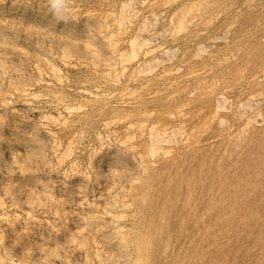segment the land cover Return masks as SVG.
I'll use <instances>...</instances> for the list:
<instances>
[{
    "label": "rangeland",
    "instance_id": "374dc122",
    "mask_svg": "<svg viewBox=\"0 0 264 264\" xmlns=\"http://www.w3.org/2000/svg\"><path fill=\"white\" fill-rule=\"evenodd\" d=\"M74 1V2H73ZM77 4L75 5V3ZM97 1V2H96ZM198 1V2H197ZM213 1V2H212ZM152 0L151 2H147L140 6V10L138 13V17L135 19L133 25L130 27L132 29H128L124 35H122L121 40V47L127 48V40L130 38V36H133L138 30L139 23L141 24L143 20L148 18L152 12H156L159 14V18L154 22L153 27L155 25L156 31H159L160 33L163 32L167 27H169L174 21L175 18H177V15H181L183 10L186 11L190 9L189 6H191L192 10H197L199 12V20L193 23H189L185 26V28L182 31L179 32V36H169L166 35L159 41H162L164 43L165 47H168L172 51L173 47V64L181 66L180 74L176 77L174 83L171 85L177 86L176 89L173 86H169L162 90V84L161 79L155 80L153 82H150L148 86L139 87V91L143 93L142 99L139 104L136 106L129 105L127 108H124V110H113L112 108H106V106H102V104L96 103L94 107H91L92 109H89V117H86L84 120L77 121L72 128L68 129H58L57 132L61 133L59 136L62 141L68 142L70 139L75 137V133L78 131L79 134L76 135V152L79 153H72V160L78 163L80 166V169L83 170V172L90 173L88 178H90V182L88 180L87 183H90L89 186L91 188H95L96 191L100 190L101 187V178L99 175L94 172V168L88 166L90 164V159L92 157L93 149H96L98 147V131L100 132L102 129V124L105 119H108L110 116L115 114H120V116L123 115H134V117H131L133 119H141L139 117H142L148 124H156L157 126L164 127L166 130L168 129V136L171 139V142L162 144V149H168L171 150L170 152L166 150L167 152L164 155H158L157 162L152 167L149 168L151 171H147V173L142 174L144 177L142 179V175H139L142 180L139 182H134L133 180H120V183L122 181V187L119 189L120 192H116L114 189H110L112 191H109L108 187L111 185V180L107 179L103 181V183H106V191L105 189L102 190L106 193H109L113 197H111L107 202V207L109 208L108 213L103 212V208L98 205L97 203H94L92 199L89 197L82 198L76 191L75 185L73 186V189L68 190L66 192H62L60 189L63 187V174L68 169V163H62L61 167L60 165H57V169L52 173V176L47 179V185L46 187L44 185L45 182L44 179H40V177L37 176V171L35 164H25L24 160L19 159L18 165L19 168L16 169V172L14 173L13 170L8 173V177H5V181H8V184L10 182L15 183L17 186L20 185V187L28 191V200L29 197L31 200H29V204L24 205L23 207L20 206V204L17 202V200H12L11 197L6 196L4 194H0V201L3 203V208H0V215L1 214H7L10 216L11 219L15 220L13 230L8 229L9 226L5 225L4 223L0 225L1 231H4V234L6 235V244H8V249L6 247V250L10 251L15 249V253H18L19 258L24 262H27V264H44L51 263V259L54 258V254L61 251L64 248H67L68 254L72 251L75 245L77 247H80V257L82 260L85 261V264H119L120 262L116 260H109V247L102 249L101 247L97 246V242L95 241V238H104V236L97 232L94 227H96L97 224H103L108 222L106 224H109L110 227L113 226L112 231H107L106 233H110L112 235H115V227L117 225L126 226L125 229L128 232V236L130 238L135 239L133 242V245L131 247H135L136 250L139 253V257L144 260H140L139 264H264V0ZM222 1V2H221ZM229 1V4H228ZM61 2V3H59ZM94 2V3H93ZM105 2H107L105 4ZM110 2V3H109ZM121 0H57V3L59 4H65L68 6L76 7L80 9L81 11L90 10V11H98L101 7V10H105L107 8H112L118 10ZM180 2V3H179ZM206 2V3H205ZM213 4H212V3ZM218 2V3H217ZM221 2V3H220ZM233 2V3H231ZM258 2L257 6L256 3ZM263 2V3H262ZM69 3V4H68ZM71 3V4H70ZM81 3V4H80ZM101 3H103L101 5ZM149 3V4H148ZM157 3V4H156ZM190 3V4H189ZM196 3V4H194ZM203 3V5H202ZM209 5H208V4ZM220 3V4H219ZM227 3V4H226ZM231 3V4H230ZM237 5H236V4ZM80 6H79V5ZM100 4V7H99ZM110 4V5H109ZM115 4V6H114ZM160 4V5H159ZM201 4V5H199ZM215 4V5H214ZM219 4V6H218ZM240 4V5H239ZM247 4V5H246ZM255 4V5H254ZM90 5V6H89ZM95 5V6H93ZM98 5V6H97ZM106 5V7H105ZM108 5V6H107ZM151 5V6H150ZM185 5V6H184ZM198 5V6H197ZM208 5V7H207ZM222 5V6H221ZM111 6V7H110ZM148 6V8H147ZM175 6V7H174ZM178 6V7H176ZM182 6V7H181ZM187 6V7H186ZM197 6V8H196ZM214 6V7H213ZM218 6V7H217ZM224 6V7H223ZM229 6V7H228ZM241 8H240V7ZM247 10L246 9V7ZM253 6V7H252ZM262 6V8H261ZM90 7L93 9H90ZM96 7V8H95ZM118 7V8H117ZM189 7V9H188ZM201 7V9H200ZM213 7V8H212ZM237 7V8H235ZM245 7V8H244ZM250 7V8H249ZM260 7V9H258ZM84 8V9H83ZM146 8V9H145ZM167 8V9H166ZM178 8V9H175ZM182 8V10L180 9ZM196 8V9H195ZM203 8H205L203 10ZM211 8V9H210ZM217 8V9H216ZM227 8V9H226ZM235 8V9H233ZM252 8V9H251ZM257 8V9H255ZM151 9V10H150ZM199 9V10H198ZM213 13L211 14L208 10ZM216 9V11H214ZM232 9V10H231ZM239 9V10H237ZM241 9V10H240ZM99 10V11H101ZM115 10V11H116ZM143 10V11H142ZM154 10V11H153ZM161 10V11H159ZM172 10V12H171ZM174 10V11H173ZM181 10V11H178ZM184 10V11H185ZM203 10V11H202ZM208 12H207V11ZM212 10V11H211ZM219 10V11H218ZM228 10V11H227ZM259 10V11H258ZM263 10V11H262ZM82 11V12H83ZM164 11V12H162ZM168 13H167V12ZM214 11V12H213ZM226 11V12H225ZM252 11V12H251ZM142 12V13H141ZM146 12V13H145ZM171 12V13H170ZM179 12V13H178ZM201 12V14H200ZM204 12V13H203ZM238 12V13H237ZM248 13V16L244 14ZM149 13V14H148ZM163 13V15H161ZM166 13V14H164ZM175 13V14H174ZM181 13V14H180ZM215 13V14H214ZM252 13V14H251ZM142 14V15H141ZM144 14V17H143ZM172 14V17L170 18V15ZM210 14V15H209ZM251 14V15H250ZM255 14V15H254ZM161 15V16H160ZM203 15V17H202ZM209 15V16H208ZM212 15V16H211ZM214 15H216V19L214 20ZM258 15V16H256ZM262 15V16H260ZM174 16V17H173ZM176 16V17H175ZM205 16V17H204ZM207 16V18H206ZM221 16V17H220ZM245 16V17H244ZM143 19H141V18ZM161 17H164L163 19ZM169 17V18H168ZM209 17V20H207ZM213 19H211V18ZM218 17V18H217ZM239 17V18H238ZM244 17V18H243ZM254 17V18H253ZM167 18V19H166ZM246 18L247 20L246 22ZM259 18V19H258ZM138 19V20H137ZM141 19V20H140ZM173 19V20H172ZM204 19V22H203ZM234 19V20H233ZM236 19V20H235ZM140 20V21H139ZM161 20V21H160ZM212 20V22H211ZM232 20V21H231ZM241 20V21H239ZM254 20V21H252ZM261 20V21H260ZM163 21V22H162ZM173 21V22H172ZM220 21V22H219ZM258 21V22H256ZM139 22V23H138ZM168 22V23H167ZM202 22V23H201ZM207 22V23H206ZM208 22H211L208 23ZM230 22L231 26L228 24ZM232 22V23H231ZM240 22V23H239ZM261 22V23H260ZM158 23V24H157ZM163 23V24H162ZM165 23V27L164 26ZM167 23V24H166ZM171 23V24H169ZM234 23V24H233ZM236 23V24H235ZM253 23V25H251ZM256 25H255V24ZM228 24V25H227ZM245 24V26H244ZM260 26H259V25ZM263 24V25H262ZM163 25V26H162ZM201 25V26H200ZM213 25V26H212ZM218 25V26H217ZM236 27H234V26ZM233 26V27H232ZM238 26V27H237ZM258 26V28H257ZM262 26V27H261ZM232 27V28H231ZM243 27V28H241ZM246 27V28H245ZM251 27V28H250ZM157 28H160L157 30ZM235 28V29H234ZM240 28V29H239ZM249 28V29H248ZM251 29V30H250ZM163 30V31H162ZM186 30V31H185ZM189 30V31H188ZM231 30V31H230ZM234 30V31H233ZM239 30V31H238ZM245 30V31H244ZM249 30V31H248ZM258 30V31H256ZM129 31V32H128ZM135 31V32H134ZM201 31V32H198ZM228 32V35L226 33ZM238 31V32H237ZM262 31V32H261ZM182 32V33H181ZM193 32V33H191ZM197 32V33H196ZM212 32V33H211ZM219 32V33H218ZM223 32V33H222ZM242 32V33H241ZM245 32H247L245 34ZM256 32V33H255ZM131 33V34H130ZM186 35H185V34ZM190 33V34H189ZM195 33V34H194ZM254 33V34H253ZM259 33V34H258ZM192 34V35H191ZM223 34V36H222ZM240 34V35H238ZM250 34V36H249ZM256 34H258L256 36ZM262 34V35H261ZM212 35V36H211ZM227 35V36H226ZM260 35V36H259ZM128 36V37H127ZM195 36V37H194ZM217 36V37H216ZM237 36V38L235 37ZM248 36V37H247ZM259 36V37H258ZM186 37V38H184ZM191 37V38H190ZM220 37V38H219ZM253 37V38H252ZM256 37V38H255ZM258 37V38H257ZM262 39H261V38ZM126 38V39H125ZM170 38V39H169ZM211 38V40H210ZM228 38V39H227ZM235 38V39H234ZM246 38V39H245ZM167 39V40H166ZM206 39V40H205ZM208 39V40H207ZM218 39V40H217ZM253 39V40H250ZM256 39V40H255ZM258 39V40H257ZM125 40V42H124ZM215 40V41H214ZM217 40V41H216ZM226 40V41H225ZM239 40V41H238ZM246 40V41H245ZM262 40V41H261ZM176 41V42H175ZM185 41V42H184ZM187 41V42H186ZM191 41V42H190ZM238 41V42H237ZM256 41V42H255ZM180 42V44H179ZM189 42V43H188ZM205 42V43H204ZM242 42V43H241ZM245 42V43H244ZM251 44H250V43ZM258 42V43H257ZM261 42V43H260ZM172 43V44H171ZM196 43H198L196 45ZM201 43V44H200ZM212 44L213 46L209 49L205 47V45ZM221 43V44H220ZM240 43V44H239ZM247 43V44H246ZM256 43V44H255ZM168 44V45H167ZM177 44V45H176ZM184 44V46H183ZM200 44V45H199ZM204 44V47L203 45ZM216 47L214 48V46ZM223 44V45H222ZM233 44V45H232ZM236 44V45H235ZM124 45V46H123ZM169 45H171L169 47ZM173 45V46H172ZM235 45V46H234ZM250 45V46H249ZM252 45V46H251ZM254 45V47H253ZM259 45V47H258ZM177 46V48H176ZM193 46V47H192ZM201 46V47H200ZM226 46V47H225ZM232 46V47H231ZM241 46V47H240ZM263 46V47H262ZM187 47V48H184ZM195 47V49H194ZM234 47V48H233ZM257 47V48H256ZM180 48V49H179ZM198 48V49H196ZM203 48V49H202ZM243 48V49H242ZM254 48V49H253ZM260 48V49H259ZM176 51H175V50ZM178 49V50H177ZM182 49V50H181ZM200 50V55L198 54V50ZM205 49V50H204ZM212 49L214 52H212ZM225 49V50H224ZM228 49V50H227ZM236 49L239 51H236ZM251 49V50H250ZM188 52H187V51ZM190 50V51H189ZM193 50V51H192ZM197 50V51H196ZM202 50L204 52H202ZM211 50V53H210ZM218 50V51H217ZM244 50V51H243ZM257 50V51H256ZM196 51V52H195ZM209 51V52H208ZM226 51V52H224ZM236 51V52H235ZM256 51V52H255ZM36 52V51H35ZM228 52V53H227ZM231 52V53H230ZM243 52V53H242ZM258 52V53H257ZM183 53V54H182ZM198 57H197V55ZM205 53V54H204ZM216 53V54H215ZM221 53V54H220ZM227 53V54H226ZM235 53V54H234ZM262 53V54H261ZM37 56L40 58L43 55L42 51L37 50L36 52ZM39 54V55H38ZM175 54V55H174ZM182 54V55H181ZM195 54V55H194ZM218 54V55H217ZM181 55V56H180ZM205 55V56H204ZM221 55V56H220ZM234 55V57H233ZM250 55V56H249ZM176 56V57H175ZM196 56V57H195ZM204 56V57H203ZM210 56V58H209ZM212 56V58H211ZM229 56V57H228ZM238 56V57H237ZM240 56V57H239ZM244 56V57H242ZM246 56V57H245ZM248 56V57H247ZM193 57V58H192ZM195 57V58H194ZM207 57V58H206ZM215 59H214V58ZM227 57V58H226ZM232 57V58H231ZM179 58V59H178ZM234 58V59H233ZM237 58V59H236ZM239 58V59H238ZM245 58V60H243ZM254 58V59H253ZM263 58V59H262ZM188 59V60H186ZM207 60V62L205 60ZM230 61H229V60ZM248 59V60H247ZM252 59V60H251ZM180 60V61H179ZM196 60V61H195ZM204 60V63H203ZM234 60V61H233ZM185 61V62H184ZM192 61V62H191ZM225 63H224V62ZM237 61V62H236ZM246 61V62H245ZM52 62H54L57 65H61V72L64 74V82L62 84H54L53 82H50V87L48 85L45 86V83L38 84L37 86H33L34 91L39 92L41 94V97L37 98V100L33 103V107H37L36 109L42 112H54L53 109H55V105L47 102L45 99L46 93H51V90L61 92L62 95L67 96L70 98L73 102H79L83 101L84 97L80 95L79 88H81L84 85L88 84H106L104 80L99 76L92 68L86 65L77 64L75 65H62L57 58H53ZM184 62V63H183ZM202 62V63H201ZM210 62V63H209ZM223 62V63H219ZM239 62V63H238ZM245 62V63H244ZM260 62V63H259ZM178 63V64H177ZM193 63V64H192ZM195 63V64H194ZM238 63V65H237ZM247 63V64H246ZM18 64V65H17ZM29 66H28V65ZM32 65V69L31 65ZM198 64V65H197ZM204 64V65H203ZM206 64V65H205ZM219 64V65H218ZM233 64V65H232ZM246 64V65H245ZM254 64V65H253ZM16 65L17 68V76L20 71H26V75L24 76V80L21 76L22 72H20L19 77L20 80H22L23 84L29 83V77L31 79L36 76L38 73L35 68V64L32 63H23V62H17L14 63V67ZM21 65V66H20ZM81 65V66H79ZM188 67H187V66ZM195 65V66H194ZM203 65V66H201ZM210 65V66H209ZM223 65V66H222ZM234 65H236L234 67ZM199 66V67H198ZM208 66V67H207ZM212 66V67H211ZM231 66V67H230ZM246 66V67H245ZM20 67V68H19ZM23 67V68H22ZM25 67V68H24ZM27 67V68H26ZM85 67V68H84ZM89 67V68H88ZM187 67V68H186ZM194 67V68H193ZM202 67V68H201ZM229 67V68H228ZM239 67V69H238ZM31 68V69H29ZM68 68V69H67ZM80 68V70H79ZM183 68V69H182ZM189 68V69H188ZM193 68V69H192ZM214 68V69H213ZM217 68V69H216ZM222 68V70L218 69ZM234 68V69H233ZM242 68H245L244 70ZM27 69V70H26ZM64 69V70H63ZM188 69V70H187ZM206 71L204 74L202 73H192L193 70H200ZM209 69V70H208ZM216 69V70H215ZM224 69V70H223ZM233 69V70H232ZM242 69V71H241ZM247 69V70H246ZM87 70V71H86ZM186 70V71H185ZM213 70V71H212ZM220 70V72H219ZM240 74L238 75L236 73ZM263 70V71H261ZM32 72V73H29ZM69 71V72H68ZM85 71V72H84ZM93 71V72H92ZM191 71V72H190ZM201 71V70H200ZM222 71V72H221ZM230 71V72H229ZM259 71V72H258ZM263 73H261V72ZM89 72V73H88ZM215 72V73H213ZM28 73V77H27ZM66 73L68 75H66ZM71 73V74H70ZM189 73V74H188ZM209 73V74H208ZM231 73V75H230ZM236 73L232 76V74ZM31 76H30V75ZM91 74V75H89ZM95 74V75H94ZM215 74V75H214ZM220 74V75H218ZM227 74V75H226ZM256 74V75H255ZM39 75V74H38ZM197 75V77H196ZM204 75V76H202ZM238 75V76H237ZM243 75V77H242ZM84 76V77H83ZM88 76V77H87ZM208 76V77H207ZM221 76V77H220ZM251 76V77H249ZM254 76V77H253ZM38 77V76H37ZM68 77V78H67ZM180 77V78H179ZM212 77V78H210ZM217 77V78H216ZM220 77V78H219ZM228 77V78H227ZM239 77V78H238ZM241 77V78H240ZM262 77V78H261ZM26 78V79H25ZM36 78V77H35ZM48 81L50 79L46 76ZM95 78V79H94ZM179 78V79H178ZM199 78V79H198ZM215 80H214V79ZM232 78V79H230ZM236 78V80H235ZM249 78V79H248ZM260 78V79H259ZM12 79L11 85H13L14 89L17 91L21 86H23L22 82L18 84L16 77ZM90 79V80H89ZM100 79V80H99ZM189 79V80H188ZM194 79L196 82H194ZM202 79V81H201ZM239 79V80H238ZM254 79V80H253ZM25 80H28L27 83H25ZM95 80V81H93ZM185 80V81H184ZM192 80V81H191ZM210 80V81H209ZM217 80V82H216ZM257 80V81H256ZM15 81V82H14ZM157 81V82H156ZM180 81V82H179ZM188 81V83H186ZM214 81L217 83H214ZM244 81V83H243ZM182 82V83H181ZM194 84L192 85V83ZM200 82V83H198ZM207 82V83H206ZM219 82V83H218ZM234 82V85H232ZM253 82V83H252ZM17 83V84H16ZM154 83V84H153ZM158 85H155L157 84ZM177 83V84H176ZM180 83V84H179ZM204 83V84H203ZM207 86H206V84ZM214 83V84H212ZM22 84V85H21ZM83 84V85H82ZM176 84V85H175ZM184 84L186 86L183 87ZM258 84V85H256ZM260 84V85H259ZM7 85V86H6ZM10 84H4L0 85V108H3L0 111V114L4 113L3 115H0V121L1 118H4V121L6 124L11 122L13 119H20L23 118L20 113H15L13 116L11 113L12 108H20L24 107V102L19 98L17 101L11 102V99L13 97V91L14 89H11L12 86ZM16 85V86H15ZM21 85V86H19ZM28 85V84H27ZM26 85V86H27ZM43 85V86H42ZM56 85V86H55ZM156 87H155V86ZM181 85V86H180ZM206 89H204V87ZM247 85V86H246ZM6 86V87H5ZM52 86V88H51ZM61 86V87H60ZM73 86V87H72ZM180 86V88H179ZM194 86V87H193ZM197 86V87H196ZM211 86V87H210ZM229 86V87H228ZM233 86V87H232ZM11 87V88H10ZM41 87V88H40ZM49 87V88H48ZM71 87V89H70ZM146 87V88H145ZM154 87V88H153ZM175 90H173V88ZM184 89H183V88ZM188 87V88H187ZM200 87V89H198ZM213 87V88H212ZM8 88V89H7ZM10 88V89H9ZM54 88V89H53ZM58 88V89H57ZM141 88V89H140ZM154 90H153V89ZM161 88V89H160ZM172 88V89H171ZM223 88V89H222ZM234 90H233V89ZM252 88V89H251ZM9 91V93L6 91ZM41 89V90H40ZM48 89V90H47ZM152 89V90H151ZM160 89V90H159ZM171 89V90H170ZM182 91H181V90ZM191 89V90H189ZM195 89V90H194ZM197 89V90H196ZM203 89V90H202ZM212 89V90H211ZM243 89V90H241ZM261 89V90H260ZM12 90V92H11ZM40 90V91H39ZM50 90V91H49ZM77 90V91H76ZM169 90V91H168ZM180 90V91H179ZM189 90V91H188ZM219 90V91H218ZM8 93L6 96L5 93ZM76 93H75V92ZM146 91V92H145ZM149 91V92H148ZM160 91V92H159ZM172 91V92H171ZM192 91V92H191ZM196 93H195V92ZM198 91V92H197ZM200 91H202L200 93ZM225 91V92H224ZM244 91V92H243ZM4 92V93H3ZM11 92V93H10ZM42 92V93H41ZM45 92V93H44ZM78 92V93H77ZM157 92V93H156ZM176 94H175V93ZM181 92V93H180ZM188 92V93H187ZM212 92V93H210ZM225 94V100L224 98L219 97L222 93ZM251 92V93H250ZM260 92V93H257ZM149 93V94H148ZM151 93V94H150ZM168 93V94H167ZM175 95H174V94ZM190 93V94H189ZM192 93V94H191ZM204 93V94H203ZM219 93V94H218ZM228 93V95H227ZM256 93V94H255ZM12 96H11V95ZM157 94V95H156ZM171 98H170V95ZM173 94V95H172ZM218 94V95H217ZM233 94V95H232ZM248 94V95H246ZM260 94V95H259ZM149 95V96H148ZM166 95V96H165ZM169 95V96H168ZM178 95V96H177ZM189 95V97H188ZM197 95H200L199 97ZM232 95V96H231ZM246 95V96H244ZM252 95V96H251ZM10 96V97H9ZM162 96V97H160ZM174 96V97H173ZM177 96V97H176ZM196 96V97H195ZM260 96V97H259ZM4 97V98H3ZM6 97V98H5ZM8 97V98H7ZM152 100H150L149 98ZM156 97V98H155ZM159 99H158V98ZM167 97V99L165 98ZM192 97V98H191ZM218 97V98H217ZM254 97V98H253ZM262 97V98H261ZM10 98V102L7 100ZM44 98V99H43ZM145 98V99H144ZM162 98V101H160ZM175 98V99H174ZM180 98V99H177ZM185 98V99H182ZM190 98V99H189ZM194 98V100H193ZM216 98L218 101H216ZM220 98V99H219ZM231 98V99H230ZM243 100H240V99ZM4 99V102H2ZM16 99V98H15ZM148 99V100H147ZM157 99V100H156ZM164 99V102H163ZM172 99V101H171ZM193 101H192V100ZM197 99V100H195ZM202 99V100H201ZM230 101H229V100ZM248 99V100H245ZM261 99V100H259ZM6 100V101H5ZM44 100V101H43ZM176 100V102H173ZM181 100V101H180ZM188 100V101H186ZM191 100V102H190ZM222 102V105L221 102ZM232 100V101H231ZM252 100V102H251ZM257 100V101H256ZM146 101V102H145ZM150 101V103H149ZM155 101V102H154ZM157 101V102H156ZM170 101V102H167ZM186 105H183L184 103ZM200 101V102H199ZM225 101V102H224ZM237 101V102H236ZM248 101V103H247ZM250 101V102H249ZM255 101V102H254ZM8 102V103H7ZM17 102V103H16ZM160 102V103H159ZM193 102V103H192ZM220 102V103H218ZM229 102V103H228ZM240 102V103H239ZM244 104H243V103ZM20 103V104H19ZM156 103V104H155ZM167 103L168 106H167ZM177 103V104H176ZM183 103V104H182ZM197 103V104H196ZM215 103V104H214ZM219 106H216L217 104ZM253 103V104H252ZM256 103V104H255ZM5 104V105H4ZM152 104V105H150ZM165 104V107H164ZM174 104V105H173ZM181 104V105H180ZM226 104V105H225ZM243 104V105H241ZM13 105V106H12ZM17 105V106H16ZM54 107H52V106ZM142 105V106H141ZM144 105V106H143ZM147 105V106H145ZM161 105V107H160ZM172 105V106H171ZM209 105V106H208ZM212 105V106H210ZM224 105V106H223ZM239 109H237L238 107ZM240 105V106H239ZM5 106V107H4ZM12 106V108H11ZM40 108H39V107ZM42 106V108H41ZM46 106V107H45ZM48 106V107H47ZM101 106V107H100ZM149 106V107H148ZM155 106V107H154ZM157 106V107H156ZM174 106V107H173ZM181 106V107H180ZM183 106V107H182ZM195 106V107H194ZM227 106V107H226ZM229 106V108H228ZM246 107L247 110H245ZM255 106V107H254ZM257 106V108H256ZM44 107V108H43ZM98 107V108H97ZM129 112V109H131ZM140 107V108H139ZM148 107V108H147ZM180 108L183 111V114L181 112V116L178 115L176 117L173 112L177 108ZM191 107V108H190ZM194 107V108H192ZM211 107V108H210ZM213 107V108H212ZM219 107V108H216ZM6 108V109H5ZM11 108V109H10ZM49 108V109H48ZM96 108V109H95ZM163 108V109H161ZM166 108V109H165ZM168 108V109H167ZM174 108V109H173ZM198 108V109H197ZM223 108V109H221ZM253 115H252V110ZM10 109V110H9ZM46 109V110H45ZM51 109V110H50ZM127 109V110H126ZM136 109V110H135ZM138 109V110H137ZM142 109V111H141ZM152 109V110H151ZM156 109V110H155ZM159 109V110H158ZM172 109V111H171ZM196 109V110H195ZM263 109V110H262ZM109 110V111H108ZM149 111V113L147 111ZM168 110V111H167ZM192 110V111H191ZM200 113H196V111ZM221 110V111H220ZM239 110V111H238ZM243 110V111H242ZM245 110V111H244ZM255 110V112H254ZM91 111V112H90ZM102 111V112H101ZM113 111V112H112ZM133 111V112H132ZM152 111V112H150ZM155 113H154V112ZM163 111V112H161ZM194 111V112H193ZM244 113L242 115V112ZM248 111L250 113H248ZM262 113H260V112ZM10 112V113H9ZM110 112V113H109ZM120 112V113H119ZM123 114H122V113ZM138 112V113H137ZM146 112V113H143ZM161 112V113H159ZM240 112V114H239ZM246 112V113H245ZM162 113H164L162 115ZM167 113V114H166ZM172 115L170 116V114ZM185 113V114H184ZM188 113V114H187ZM193 113V115H192ZM204 113V114H203ZM239 115H238V114ZM255 113V115H254ZM259 113V115H258ZM10 114V115H9ZM102 114V115H101ZM107 114H111L110 116ZM132 114V115H131ZM139 114V115H137ZM141 114V115H140ZM153 114V115H152ZM169 114V115H168ZM209 114V115H208ZM218 114H220L218 116ZM8 115V116H7ZM16 115V116H15ZM105 115V116H104ZM174 115V117H173ZM185 115V116H184ZM192 115V116H191ZM196 115V116H195ZM204 115L203 118H201ZM206 115V116H205ZM208 115V116H207ZM213 115V116H212ZM224 115V117H222ZM236 115V116H235ZM250 117H248V116ZM261 115V116H260ZM20 116V117H18ZM96 116V117H95ZM150 116V117H147ZM157 118H156V117ZM160 116V117H159ZM188 116L191 117L188 119ZM200 116V117H199ZM240 116V117H239ZM254 116V117H253ZM14 117V118H13ZM147 117V118H146ZM155 117V118H154ZM167 117V118H164ZM169 117V118H168ZM217 117V118H216ZM248 117V118H247ZM252 117V118H251ZM89 118V120H88ZM99 118V119H98ZM159 118V119H158ZM173 118V119H172ZM187 118V119H186ZM199 118V119H198ZM204 118L206 120H204ZM209 120H208V119ZM213 118V119H211ZM219 118V120H218ZM234 118V119H233ZM247 118V119H246ZM250 118L252 119L250 121ZM262 120H259V119ZM103 119V120H102ZM157 119V120H156ZM161 119V120H160ZM169 119V120H168ZM201 119V120H200ZM236 119V120H235ZM240 119V120H238ZM92 120V121H90ZM151 120V121H150ZM156 120V121H152ZM166 120V121H165ZM180 120V122H179ZM187 120V122L185 121ZM194 120V121H193ZM198 120L200 122H198ZM224 120V121H222ZM227 122H226V121ZM245 120V121H244ZM8 121V122H7ZM150 123H149V122ZM160 121V122H159ZM169 121V122H167ZM175 121V122H174ZM206 121V124H205ZM220 121V122H219ZM233 121V122H232ZM33 122V121H32ZM35 122V121H34ZM97 122V124H96ZM158 122V123H157ZM166 124H163L165 123ZM184 124H183V123ZM210 122V123H209ZM229 122V123H228ZM249 122V123H248ZM88 123V124H87ZM191 123V124H190ZM197 123V124H196ZM204 123V124H203ZM209 123V124H207ZM222 123V124H220ZM236 123V124H235ZM244 123V124H243ZM251 123V124H250ZM257 123V124H256ZM87 124V125H86ZM170 124V125H169ZM174 124V126L172 125ZM187 124V125H185ZM199 124V125H198ZM228 124V125H227ZM231 124V125H230ZM235 124V125H232ZM240 124V125H239ZM243 124V125H242ZM260 124V125H258ZM83 125V126H82ZM90 125V126H89ZM95 125V126H94ZM164 125V126H163ZM167 127H166V126ZM186 127H185V126ZM191 125V126H190ZM205 125V126H204ZM258 125V126H257ZM79 126V128H77ZM98 126V127H97ZM119 132L123 133V127L120 126ZM180 126V130L179 129ZM184 126V127H183ZM196 128H194V127ZM199 126V129L197 127ZM204 128H203V127ZM214 126V127H213ZM262 126V127H261ZM75 127V128H74ZM81 127V129H80ZM84 127V128H83ZM96 127V128H95ZM101 127V128H99ZM122 127V128H121ZM173 130H177L175 132L177 135L174 136L171 133H173ZM175 129H174V128ZM189 127V128H188ZM201 127V128H200ZM211 127V129H209ZM238 127V128H237ZM99 128V129H98ZM177 128V129H176ZM185 128V129H184ZM195 130H193V129ZM207 128V129H205ZM231 128V129H230ZM248 128V129H247ZM252 128V129H250ZM254 128V129H253ZM258 128V129H257ZM71 129V130H70ZM80 129V131H79ZM87 129V130H85ZM121 129V130H120ZM171 129V130H169ZM184 129L185 131H183ZM188 129L189 131H187ZM234 129V130H233ZM60 130V131H59ZM63 130V131H62ZM182 130V133H181ZM192 130V132H191ZM223 130V131H222ZM243 130V131H241ZM246 133H245V131ZM255 130V131H254ZM66 131V132H65ZM70 131V132H69ZM86 131V132H85ZM89 131V133H88ZM91 131V132H90ZM123 131V132H122ZM180 131V132H179ZM74 132V133H73ZM77 132V133H78ZM96 135H95V133ZM179 132V133H178ZM185 132V133H184ZM199 132V133H198ZM228 132V133H227ZM238 132V133H237ZM256 132V133H255ZM71 133V134H70ZM86 133V134H85ZM93 133V134H92ZM189 133V134H188ZM193 133V134H191ZM201 133V134H200ZM231 133V134H229ZM241 133V134H240ZM70 134V136H69ZM90 134V135H89ZM180 134V135H179ZM186 134V135H185ZM188 134V135H187ZM193 136H191V135ZM225 134V135H224ZM249 134V135H248ZM89 135V136H88ZM93 135V136H92ZM166 135V137H168ZM171 135V136H170ZM186 137H185V136ZM197 138H196V136ZM199 135V136H198ZM229 135V136H228ZM231 135V136H230ZM235 135V136H234ZM238 135V136H237ZM254 135V136H252ZM173 136V137H172ZM189 138H188V137ZM195 136V137H194ZM201 136V137H200ZM215 136V137H214ZM234 136V137H232ZM260 136V137H259ZM68 137V138H67ZM83 137V138H82ZM88 137V138H86ZM213 137V138H212ZM226 137V138H225ZM239 137V138H238ZM242 137V139H241ZM248 137V138H247ZM174 138V139H173ZM178 138V139H177ZM183 138V139H182ZM188 138L187 140H185ZM236 138V139H235ZM244 138V139H243ZM81 139V140H80ZM90 139V140H89ZM96 139V140H95ZM191 139V140H190ZM199 139V140H198ZM235 139V140H232ZM257 139V141H256ZM263 139V140H262ZM68 140V141H67ZM80 140V141H79ZM94 140V141H93ZM178 140V141H176ZM208 140V141H207ZM214 140V141H212ZM225 140V141H223ZM238 140V141H236ZM83 141V142H82ZM87 141V142H86ZM176 141V142H175ZM184 141V142H183ZM189 141V143H188ZM196 141V142H194ZM212 141V142H211ZM218 141V142H217ZM227 141V142H226ZM261 141V142H260ZM86 142V143H85ZM200 142V143H199ZM210 145H208L207 144ZM220 142V143H219ZM226 142V143H225ZM260 142V143H259ZM64 143V144H66ZM85 143V144H84ZM97 143V144H96ZM182 143H184L182 145ZM191 143V144H190ZM193 143V144H192ZM223 143V144H222ZM230 143V144H229ZM244 143V144H243ZM173 144V145H172ZM202 144V145H201ZM255 144V145H254ZM259 144V145H258ZM81 145V146H80ZM91 145V146H88ZM93 145H95L93 147ZM167 145V146H166ZM178 147H177V146ZM181 145V146H180ZM219 145V146H218ZM169 146L172 147V149H169ZM180 146V149H179ZM189 146V147H188ZM197 146V148H196ZM203 146V147H202ZM206 146V147H205ZM213 146V147H212ZM216 146V147H215ZM245 146V147H244ZM252 146V147H250ZM14 147V146H13ZM92 147V148H91ZM167 147V148H166ZM174 147V149H173ZM186 147V148H185ZM188 147V148H187ZM209 147V148H208ZM212 147V148H211ZM222 147V148H221ZM233 147V148H232ZM250 147V148H249ZM254 147V148H253ZM257 147V148H256ZM259 147V148H258ZM63 148V146H62ZM80 148V149H79ZM84 148V149H83ZM182 148V149H181ZM194 148V151L192 150ZM224 148V149H223ZM230 148V149H229ZM92 149V150H91ZM179 149V150H178ZM221 149V150H220ZM81 150V151H80ZM183 150V151H182ZM200 150V153H199ZM208 150V151H207ZM247 150V151H246ZM259 150V151H258ZM214 151V152H213ZM221 151V152H219ZM249 151V152H248ZM251 151V152H250ZM11 152L14 154L16 153L15 148L11 147ZM179 152V153H178ZM188 152V153H187ZM231 152V153H230ZM85 153V154H84ZM182 153V154H181ZM206 153V154H205ZM208 153V154H207ZM251 153V154H250ZM49 154V153H48ZM46 155V157L52 162V164L56 163L58 159V155ZM74 154V155H73ZM79 154V155H78ZM182 156H181V155ZM183 154H185L183 156ZM244 154V155H243ZM258 154V156H257ZM262 154V155H261ZM76 155V156H75ZM78 155V158H77ZM166 155V156H165ZM187 155V156H186ZM230 155V156H229ZM236 157H235V156ZM247 155V156H245ZM251 155V156H250ZM260 155V157H259ZM74 156V158H73ZM163 156L165 160L163 159ZM177 156V159H176ZM195 156V157H194ZM199 156V157H198ZM218 156V157H217ZM256 156V157H255ZM82 159H81V158ZM90 157V158H89ZM162 159H161V158ZM167 157H169L167 159ZM188 157V158H187ZM205 157V158H204ZM216 157V158H215ZM235 157V158H234ZM243 157V158H242ZM250 157V158H249ZM54 158H56L54 160ZM85 158V159H84ZM192 158V159H191ZM206 158H209L206 160ZM218 158V159H217ZM234 158V159H233ZM258 158V159H257ZM263 158V159H262ZM76 159V160H75ZM175 159V160H174ZM180 159V160H178ZM183 159V160H182ZM205 159V161H204ZM228 159V160H227ZM243 161H242V160ZM251 159V160H250ZM262 159V160H261ZM83 160V161H81ZM87 160V161H86ZM164 160V161H163ZM201 160V161H200ZM236 160V161H235ZM248 160V161H247ZM22 161V162H21ZM85 161V162H84ZM178 161V162H177ZM194 161V162H193ZM204 161V162H203ZM216 161V162H215ZM223 161V162H222ZM253 161V164H252ZM82 162V163H80ZM164 162V163H163ZM177 162V163H176ZM185 162V163H184ZM188 162V163H187ZM199 162V163H198ZM87 163V164H86ZM163 163V165H162ZM166 163V165H165ZM168 163V165H167ZM191 163V164H190ZM204 163V164H203ZM209 163V164H208ZM226 163V164H225ZM158 164V166H156ZM182 164V165H181ZM199 164V166L197 165ZM215 164V165H214ZM242 164V165H241ZM25 165V166H23ZM29 165V166H27ZM31 165V166H30ZM33 165V166H32ZM161 165V167H160ZM194 165V166H193ZM214 165V166H213ZM220 165V166H219ZM223 165V166H222ZM249 165V166H248ZM258 165V166H256ZM23 166V168H22ZM35 166V168H34ZM86 166V167H85ZM170 166V167H169ZM175 166V167H174ZM177 166V167H176ZM180 166V167H179ZM189 166V167H187ZM190 166L193 168H190ZM213 166V167H212ZM216 166V168H215ZM242 166V167H241ZM254 166V167H253ZM260 166V167H259ZM27 167V168H26ZM168 167V168H167ZM198 167V168H197ZM211 167L213 169H211ZM237 167V168H236ZM246 167V168H245ZM253 167V168H252ZM32 168V169H31ZM63 168V169H62ZM92 168V169H91ZM166 168V169H165ZM170 168V169H169ZM173 168V169H172ZM188 170H187V169ZM227 168V169H226ZM29 169V170H28ZM85 169V170H84ZM157 169V171H155ZM161 169V170H160ZM175 169V170H174ZM186 169V170H185ZM206 169V170H205ZM219 169V170H218ZM34 170V171H33ZM62 173H61V171ZM65 170V172H63ZM160 170V171H159ZM165 170V172H164ZM193 170V171H192ZM231 170V171H230ZM236 170V171H235ZM19 171V172H18ZM24 171V172H23ZM30 171V172H29ZM174 171V172H172ZM176 171V172H175ZM181 171V172H179ZM190 171V172H189ZM192 171V172H191ZM203 171V173H202ZM243 171V172H242ZM13 172V173H12ZM26 172V173H25ZM36 172V173H35ZM153 172H155L153 174ZM157 172V173H156ZM198 172V173H197ZM200 172V173H199ZM211 172V173H210ZM215 174H214V173ZM220 172V173H219ZM230 172V174H229ZM234 172V173H233ZM247 172V173H246ZM29 173V174H28ZM150 173V174H149ZM162 173V174H161ZM167 173V174H166ZM188 173V174H186ZM192 175H191V174ZM233 173V174H231ZM249 173V174H248ZM254 173H256L254 175ZM17 174V175H16ZM21 174V175H20ZM23 174H26V177L22 176ZM28 174V175H27ZM59 174V175H58ZM172 174V175H170ZM184 174V175H183ZM196 174V175H195ZM201 174V175H200ZM205 174V176H204ZM214 174V175H213ZM219 174V175H218ZM14 175V176H13ZM30 175V176H29ZM58 175V176H57ZM148 175V176H147ZM152 175V176H151ZM160 175V176H158ZM164 175V176H163ZM200 175V176H199ZM251 175V176H250ZM10 176V177H9ZM17 176V177H16ZM20 176V177H19ZM56 176V177H55ZM151 176L152 178H147ZM157 176V177H156ZM175 176V177H174ZM202 176V177H201ZM236 176V177H234ZM254 176V177H253ZM24 177V178H23ZM92 177V178H91ZM95 177V178H93ZM169 177V178H168ZM183 179H182V178ZM194 177L196 179H194ZM200 177V178H199ZM221 177V178H220ZM230 177V178H229ZM14 180H12V179ZM16 178V179H15ZM20 178V179H18ZM38 178V179H37ZM54 178V179H52ZM145 178V180H144ZM161 178V179H160ZM163 178V179H162ZM165 178V180H164ZM177 180H176V179ZM186 178V179H185ZM199 178V179H198ZM206 178V179H205ZM220 178V179H219ZM223 178V179H222ZM250 178V179H249ZM263 178V179H262ZM10 179V180H9ZM25 181H24V180ZM52 179V180H51ZM56 179V180H55ZM100 182H99V180ZM149 179V181H148ZM156 179V180H155ZM169 179V180H168ZM216 179V180H215ZM219 179V180H218ZM229 179V181H228ZM234 179V180H233ZM245 179V180H244ZM255 179V180H254ZM59 180V181H58ZM148 182H147V181ZM173 180V181H171ZM208 180V181H207ZM212 180V182H211ZM242 180V181H241ZM248 180V183H247ZM17 181V182H16ZM20 181V182H19ZM33 181V182H32ZM37 181V182H36ZM41 181V182H39ZM110 181V182H109ZM151 181V182H150ZM158 181V182H157ZM220 181V182H219ZM222 181V182H221ZM232 181V182H231ZM257 181V182H256ZM23 182V183H22ZM29 182V183H28ZM49 182V183H48ZM143 182V183H142ZM146 182V183H145ZM176 182V183H175ZM188 182V183H187ZM216 184H215V183ZM236 182V183H235ZM126 183V184H125ZM134 183V184H132ZM137 183V184H136ZM147 185L145 186L144 185ZM153 183H155V187ZM162 183V185H161ZM163 183L165 185H163ZM197 183V185H196ZM209 183V184H208ZM212 183V184H211ZM229 183V184H227ZM263 183V184H262ZM157 184V185H156ZM200 184V185H199ZM233 184V185H232ZM237 184V185H236ZM244 184V186H242ZM38 185V186H36ZM52 185V186H51ZM57 185V186H55ZM131 185V186H130ZM169 185V186H168ZM172 185V187H171ZM219 185V186H218ZM228 185V186H227ZM240 187H239V186ZM23 186V187H22ZM125 186V187H124ZM143 186V187H141ZM152 186V187H151ZM159 186V187H157ZM190 186V187H189ZM205 186V187H204ZM226 186V187H225ZM235 186V187H234ZM9 187V186H8ZM37 187V188H33ZM50 187V188H49ZM52 187V189H51ZM54 187V188H53ZM136 187V188H134ZM148 187V188H146ZM150 187V188H149ZM177 187V188H176ZM225 187V189H224ZM234 187V189H233ZM10 188V187H9ZM32 188L34 190H32ZM40 188V189H38ZM152 188V189H151ZM155 188V189H154ZM168 188V189H167ZM184 188V189H183ZM191 188V189H190ZM251 188V190H250ZM262 188V189H261ZM46 189V190H45ZM127 189V190H126ZM144 191H143V190ZM150 189V190H149ZM158 189V190H157ZM175 189V190H174ZM196 189V190H194ZM199 189V190H198ZM208 189V190H206ZM228 189V192L226 191ZM12 189H10L11 191ZM114 190V191H113ZM118 190V191H119ZM128 190H131L130 192ZM139 190V191H138ZM148 192V194H144V202L143 198L140 199L139 193L141 191ZM154 191V193L152 192ZM161 190V191H160ZM163 190V192H162ZM205 190V191H204ZM216 190V191H214ZM234 190V191H232ZM241 190V191H240ZM33 191V192H32ZM40 191V192H39ZM45 191V192H44ZM57 191V192H56ZM59 191V192H58ZM158 191V192H157ZM183 191V193H182ZM225 193H224V192ZM262 191V192H261ZM43 192V193H42ZM124 192V193H123ZM126 192V195H125ZM135 192V193H134ZM150 192V193H149ZM174 192V194H173ZM233 192V193H232ZM238 192V193H237ZM243 192V193H242ZM33 195H32V194ZM38 193V194H37ZM59 193V194H58ZM157 193V194H156ZM160 193V194H159ZM212 193V194H211ZM219 193V194H217ZM247 193V194H245ZM249 193V194H248ZM254 193V194H253ZM40 194V195H39ZM73 196L77 201L74 208H68L69 205L66 203V198L68 195ZM73 194V195H72ZM78 194V195H77ZM117 194V196H116ZM121 194V195H120ZM133 194V195H132ZM164 194V195H163ZM168 194V195H167ZM170 194V196H169ZM202 194V195H201ZM214 194V195H213ZM234 194V195H233ZM242 194V195H241ZM35 195V196H34ZM54 195V196H53ZM123 195H125L123 197ZM159 195V197H158ZM210 195V196H209ZM217 195V197H216ZM219 195V196H218ZM236 195V196H235ZM239 195V196H238ZM259 197H257V196ZM34 196V197H33ZM40 196V197H39ZM120 196V197H119ZM133 196V197H132ZM136 196V197H135ZM140 196V197H139ZM154 196V197H151ZM157 196V197H156ZM183 196V197H182ZM223 196V197H222ZM233 196V197H232ZM52 197V198H51ZM138 197V198H137ZM167 197V198H166ZM177 197V198H176ZM196 199H195V198ZM221 197V198H220ZM229 197V198H228ZM252 197V198H251ZM46 198V199H45ZM49 198V201H48ZM119 198V200H118ZM121 198H125L129 200V203L131 206L124 207L123 208V202L124 199L121 200ZM134 198V200H133ZM137 198V201H136ZM146 198V200H145ZM148 198V199H147ZM155 198V199H154ZM159 198V199H158ZM164 198V199H163ZM209 198V199H208ZM239 198V200H238ZM247 198V199H246ZM249 198V199H248ZM2 199V200H1ZM4 199V200H3ZM7 199V200H6ZM36 199V201L34 200ZM37 199H40L37 200ZM52 199V200H51ZM160 202H158L157 200ZM179 199V200H178ZM193 199V201H192ZM226 199V200H225ZM244 199V200H243ZM263 199V200H262ZM44 200V201H43ZM112 200V201H110ZM121 200V201H120ZM141 200V201H140ZM154 200V201H153ZM171 200V201H170ZM206 200V201H205ZM213 200V201H212ZM233 200V201H232ZM235 200V201H234ZM247 200V201H246ZM256 200V201H255ZM259 200V201H258ZM58 201V202H57ZM86 201V202H85ZM133 201V202H132ZM150 201V202H149ZM152 201V202H151ZM167 201V202H166ZM169 201V202H168ZM173 201V202H172ZM183 201V202H182ZM204 201V202H203ZM221 201V202H220ZM230 201V202H229ZM244 201V202H243ZM6 204H5V203ZM12 202V203H11ZM57 202V203H56ZM61 202V203H60ZM82 205H81V203ZM110 202V203H109ZM113 202V204H112ZM116 202V203H115ZM191 202V203H190ZM216 202V203H215ZM222 202L224 204H222ZM226 202V203H225ZM242 202V203H241ZM250 202H254L251 204ZM262 202V203H261ZM19 205H18V204ZM35 203V204H34ZM38 205H37V204ZM42 203V204H41ZM51 206H49V204ZM55 203V204H54ZM88 203L92 205L88 206ZM136 203V204H134ZM150 203V204H149ZM180 203V204H179ZM211 203V204H210ZM237 203V204H236ZM249 203V204H248ZM14 204V205H13ZM30 204H33L30 206ZM58 204V205H57ZM67 204V205H66ZM85 206H84V205ZM87 204V205H86ZM109 204V205H108ZM114 206H112V205ZM119 204V205H118ZM138 204V205H137ZM140 204V205H139ZM142 204V205H141ZM151 205V206H148ZM153 204V205H152ZM159 206H157V205ZM168 204V205H167ZM233 204V205H231ZM236 204V205H235ZM256 204V206H255ZM258 204V205H257ZM262 204V205H261ZM7 205V206H6ZM11 205V206H10ZM57 205V206H56ZM163 205V207H162ZM172 205V206H171ZM179 205V206H178ZM220 205V206H219ZM229 205V206H228ZM238 205V206H237ZM242 205V206H241ZM245 205V206H244ZM250 205V206H249ZM261 205V206H260ZM20 206V207H19ZM53 206V207H52ZM66 206V207H64ZM80 206V207H79ZM95 206V207H94ZM110 206V207H109ZM117 206V207H116ZM119 206V207H118ZM143 208H142V207ZM145 206V207H144ZM166 206V208H165ZM194 206V207H193ZM226 206V207H225ZM5 207V208H4ZM17 207V208H16ZM29 207V208H28ZM32 207V208H31ZM42 207V208H41ZM62 207V208H61ZM76 207V208H75ZM87 207V208H86ZM97 207V208H96ZM100 207V208H99ZM122 207V208H121ZM141 207V208H140ZM149 207V208H148ZM162 207V208H161ZM190 207V208H189ZM240 207V208H239ZM245 207V208H244ZM251 207V209H250ZM255 207V208H254ZM22 208V209H20ZM39 208V209H38ZM49 208V210H48ZM55 208V209H54ZM118 208V209H117ZM121 208V209H120ZM130 208V209H129ZM146 208V209H145ZM161 208V209H160ZM170 208V209H169ZM173 208V210H172ZM201 208V209H200ZM206 208V209H205ZM223 208V209H222ZM237 208V209H236ZM247 208V210H246ZM25 209V210H24ZM29 209V210H28ZM34 209V211H33ZM52 209V210H51ZM76 209V210H75ZM102 209V210H101ZM152 209V210H151ZM156 209V210H155ZM160 209V210H159ZM169 209V210H166ZM218 209V211H217ZM240 209V210H239ZM250 209V210H249ZM255 209V210H254ZM14 210V211H13ZM24 210V211H23ZM42 210V211H41ZM55 210L57 213L55 214ZM89 210V211H88ZM96 210V211H94ZM117 210V211H116ZM125 213H124V211ZM145 210V211H144ZM148 210V211H147ZM151 210V211H150ZM200 210V211H199ZM221 210V211H220ZM229 210V211H228ZM232 210V211H231ZM237 210V211H236ZM244 210V211H243ZM254 210V211H253ZM263 210V211H262ZM4 211V212H3ZM13 211V212H12ZM17 211V212H16ZM30 213H29V212ZM32 211V212H31ZM38 211V212H37ZM54 211V212H53ZM63 211V212H62ZM66 211V212H65ZM102 211V212H101ZM113 211V212H112ZM123 211V212H122ZM131 211V212H130ZM165 211V212H164ZM187 211V212H186ZM198 211V212H197ZM223 211V212H222ZM241 211V212H240ZM260 211V212H259ZM6 212V213H5ZM15 212V213H14ZM27 212V213H26ZM44 212V213H43ZM46 212V213H45ZM82 212V213H81ZM110 212V213H109ZM116 212V213H115ZM118 212V213H117ZM122 212V213H121ZM127 212V213H126ZM134 212V213H133ZM140 212V213H139ZM162 212H164L162 214ZM168 212V213H167ZM172 212V213H171ZM174 212V213H173ZM177 212H180L179 214ZM202 212V213H201ZM222 212V215H221ZM236 212V213H235ZM243 212V213H242ZM248 212V213H246ZM10 213V214H9ZM19 213V214H18ZM48 213V214H47ZM52 213V215H51ZM76 213V214H74ZM84 213V214H83ZM86 213V214H85ZM115 213V214H114ZM145 213V214H144ZM149 213V214H148ZM152 213V214H151ZM251 213L253 215H251ZM13 214V215H12ZM20 216H18V215ZM36 214V216H35ZM43 214V215H42ZM61 214V215H60ZM103 214V215H102ZM113 214V215H112ZM117 214V215H116ZM122 214V216H121ZM135 214V215H134ZM162 214V215H161ZM172 214V215H171ZM202 214V215H201ZM215 214V216H214ZM225 214V215H224ZM247 214V215H246ZM257 214V215H256ZM16 215V216H15ZM24 215V216H23ZM42 217H41V216ZM56 215V216H55ZM60 215V217H59ZM93 215H99L98 219H92V222H90L89 216ZM108 215V216H107ZM112 215V216H109ZM116 215V216H115ZM147 217H146V216ZM149 215V216H148ZM159 215V216H158ZM241 215V216H239ZM245 215V216H244ZM256 215L255 217H253ZM259 215V216H258ZM29 216V217H27ZM32 216V217H31ZM38 216V217H37ZM65 216V217H64ZM81 216V217H80ZM84 218H83V217ZM107 216V217H106ZM115 216V217H114ZM129 216V217H128ZM156 216V217H155ZM161 216V217H160ZM164 216V218L162 217ZM174 216V217H173ZM177 216V217H176ZM183 216V217H182ZM186 216V217H185ZM198 216V217H196ZM213 216V217H212ZM219 216V217H218ZM225 216V217H224ZM233 216V217H232ZM237 218H235V217ZM251 218H250V217ZM22 217V218H21ZM24 217V218H23ZM36 217V218H35ZM53 217V218H52ZM63 217V218H62ZM71 217V218H70ZM110 219H109V218ZM113 217V218H112ZM121 219H118V218ZM139 219H138V218ZM159 217V218H157ZM180 217V218H179ZM195 217V218H194ZM28 218V219H27ZM34 218V219H33ZM40 218V219H39ZM45 218V219H44ZM115 218V219H114ZM155 218V219H154ZM157 218V219H156ZM162 220H161V219ZM170 218V219H167ZM173 218V219H172ZM184 220H183V219ZM235 218V219H234ZM245 218V219H244ZM261 218V219H260ZM18 219V220H17ZM20 219V220H19ZM25 219V220H24ZM39 219V220H38ZM80 219V220H79ZM118 221H117V220ZM142 219V220H141ZM149 219V220H148ZM154 219V220H153ZM175 219V220H174ZM177 219V220H176ZM193 219V220H192ZM200 219V220H199ZM203 219V220H202ZM227 219V220H226ZM232 219V221H231ZM243 219V220H242ZM255 219V221H254ZM44 220V221H43ZM48 220V221H47ZM108 220V221H107ZM116 220V222H114ZM139 222H138V221ZM153 220V222H152ZM170 220V221H169ZM174 220V221H173ZM229 220V221H228ZM237 220V221H236ZM257 220V221H256ZM260 220V221H259ZM19 221V222H18ZM28 221V222H27ZM68 221V222H67ZM97 221V222H96ZM132 221V222H131ZM142 221V222H141ZM150 221V222H149ZM157 221V222H156ZM166 221V222H165ZM183 221V222H182ZM190 221V222H189ZM193 221V222H192ZM217 221V222H216ZM219 221V222H218ZM26 222V223H25ZM60 222V223H59ZM62 222V223H61ZM64 222V223H63ZM72 222V223H71ZM74 222V223H73ZM90 222V223H89ZM124 222V223H123ZM149 222V224H148ZM169 222V223H168ZM203 222V223H202ZM205 222V223H204ZM214 222V223H213ZM238 222V223H237ZM259 222V223H258ZM17 223V224H16ZM25 223V224H24ZM35 223V224H34ZM38 223V224H37ZM41 223V224H40ZM47 223V224H46ZM57 223V224H56ZM59 223V224H58ZM94 223V225H93ZM119 223V224H118ZM122 223V224H121ZM141 223V224H140ZM144 223V224H143ZM159 223V224H158ZM161 223V224H160ZM168 223V224H167ZM207 223V224H206ZM228 223V224H227ZM259 225H258V224ZM16 224V226H15ZM54 224V225H53ZM63 224V225H62ZM130 224V225H129ZM147 226H146V225ZM154 224V225H152ZM158 224V225H157ZM170 224V225H169ZM172 224V225H171ZM180 224V225H178ZM189 224V225H188ZM192 226H191V225ZM230 224V225H229ZM18 225V226H17ZM22 225V226H21ZM67 225V226H66ZM135 225V226H134ZM145 225V226H144ZM157 225V226H156ZM167 225V226H166ZM204 225V226H203ZM226 225V226H225ZM241 225V226H240ZM244 225V226H243ZM246 225V226H245ZM34 226V228H33ZM62 226V227H61ZM76 226V227H75ZM82 226V227H81ZM86 226V227H85ZM132 226V227H130ZM143 226V227H142ZM152 226V227H151ZM165 228H163V227ZM203 226V227H202ZM207 226V227H206ZM221 226H223L221 228ZM251 226V227H250ZM253 226V227H252ZM258 226V227H257ZM262 226V227H261ZM29 227V228H28ZM37 227V228H36ZM42 227V228H41ZM44 227V228H43ZM48 227V228H47ZM88 227H92V232H88ZM161 227V229H160ZM170 227V228H169ZM174 227V228H173ZM181 229H179V228ZM188 227V228H187ZM213 227V229H212ZM240 227V228H239ZM250 227V228H249ZM6 228V229H5ZM15 228V229H14ZM51 228V229H50ZM55 228V229H54ZM63 228V230H62ZM69 228V229H68ZM85 228V229H84ZM156 228V230H155ZM159 228V229H158ZM178 228V229H177ZM192 228V229H191ZM239 228V230H238ZM257 228V229H256ZM259 228V229H258ZM25 229V230H24ZM35 229V230H34ZM58 229V230H56ZM60 229V230H59ZM142 229V230H141ZM145 229V231H144ZM169 229V230H167ZM190 229V231H189ZM209 229V230H207ZM227 229V230H226ZM230 229V230H229ZM262 229V230H261ZM19 230V231H18ZM24 230V231H23ZM50 230V232H49ZM76 230V232H74ZM84 230V231H83ZM140 230V231H139ZM152 230V231H151ZM165 230V231H164ZM233 230V231H232ZM238 230V231H237ZM11 231V232H9ZM18 231V232H17ZM62 231V232H61ZM69 231V232H68ZM80 231V232H79ZM150 231V232H149ZM174 231V233H173ZM179 231V232H178ZM183 231V232H182ZM185 231V232H184ZM193 231V232H192ZM197 231V232H196ZM205 231V232H202ZM240 231V232H239ZM252 231V232H251ZM7 234H6V233ZM22 232V234H21ZM49 232V233H48ZM143 232V233H142ZM159 232V233H158ZM168 232V233H167ZM170 232V233H169ZM189 232V233H188ZM224 232V233H223ZM243 232V233H241ZM249 232V234H248ZM263 232V233H262ZM13 233V234H12ZM16 233V234H15ZM18 233V234H17ZM46 233V234H45ZM51 233V234H50ZM54 233V234H53ZM68 233V234H67ZM71 233V234H69ZM81 233V234H80ZM87 233V234H85ZM90 233V234H89ZM132 233V234H131ZM137 233V235H136ZM177 233V234H175ZM187 233V234H186ZM203 233V234H202ZM205 233V234H204ZM240 233V234H239ZM253 233V234H252ZM259 233V234H257ZM261 233V234H260ZM10 236H9V235ZM29 234V235H28ZM39 234V235H38ZM74 234V235H73ZM99 234V235H98ZM134 234V235H133ZM139 234V236H138ZM153 234V235H151ZM170 236H169V235ZM191 236H190V235ZM218 234V235H217ZM221 234V235H220ZM233 234V235H232ZM247 234V235H246ZM251 234V235H250ZM256 234V235H255ZM8 235V236H7ZM32 235V236H31ZM64 235V236H63ZM85 237H83V236ZM93 235V236H92ZM151 235V236H150ZM178 235V237L176 236ZM210 235V236H209ZM231 235V236H230ZM15 238H14V237ZM44 236V237H43ZM49 236V237H48ZM90 236V238H88ZM132 236V237H131ZM144 236V237H143ZM157 236V237H156ZM165 236V237H164ZM200 236V238H199ZM250 236V237H249ZM257 236V237H256ZM9 237V238H8ZM11 237V238H10ZM25 237V238H23ZM69 237V238H68ZM77 237V238H75ZM80 237V239H79ZM93 237V238H92ZM116 238H118L115 235ZM147 237V238H146ZM188 239H187V238ZM191 237V238H190ZM213 237V238H212ZM222 237V238H221ZM228 237V238H227ZM240 239H239V238ZM28 238V239H27ZM53 240H52V239ZM58 238V239H57ZM64 240H63V239ZM66 238V239H65ZM68 238V239H67ZM88 238V239H86ZM153 238V240H152ZM172 240L170 241L169 240ZM185 238V239H184ZM194 238V239H193ZM203 238V239H202ZM44 239V241H43ZM72 239V240H71ZM92 239V240H91ZM140 239V240H139ZM178 239V240H177ZM197 239V240H196ZM259 239V240H258ZM261 239V240H260ZM24 240V241H23ZM66 240V241H65ZM78 240V241H77ZM79 240L81 242H79ZM84 240V241H83ZM88 242H87V241ZM138 240V241H137ZM180 240V241H179ZM184 240V241H183ZM233 240V241H232ZM243 240V241H242ZM245 240V241H244ZM253 240V241H251ZM18 241V242H16ZM28 241V242H27ZM48 244H47V242ZM66 243H65V242ZM73 241H75L72 243ZM143 241V242H142ZM150 244H149V242ZM155 241V242H152ZM157 241V242H156ZM199 241V242H198ZM225 241V242H224ZM232 241V242H231ZM247 241V242H246ZM14 242V243H11ZM20 242V243H19ZM25 242V243H24ZM62 242V243H61ZM140 242V243H139ZM164 242V243H162ZM179 242V243H178ZM185 242V243H184ZM196 242V244H194ZM207 242V243H206ZM224 242V243H223ZM241 242V243H240ZM10 243V244H9ZM24 243V244H23ZM29 243V244H28ZM32 243V244H31ZM34 243V244H33ZM38 243V244H37ZM54 243V244H53ZM59 243V245H58ZM61 243V244H60ZM65 243V244H64ZM68 243V244H67ZM77 243V244H75ZM79 243V244H78ZM95 243V244H94ZM137 243V244H136ZM155 243V244H154ZM184 243V244H183ZM191 243V244H190ZM193 243V244H192ZM220 243V244H219ZM236 243V244H235ZM254 243V244H253ZM258 243V244H257ZM26 244V245H25ZM37 244V247H36ZM50 244V245H49ZM75 244V245H74ZM81 244V245H80ZM90 244V246H88ZM170 244V246H169ZM190 244V245H189ZM236 247H235V245ZM244 244V245H243ZM256 244V245H255ZM261 244V245H260ZM13 245H15L13 247ZM19 245V246H18ZM24 245V246H23ZM64 245V246H63ZM68 245V247H67ZM87 245V246H86ZM99 245V242H98ZM173 245V246H172ZM177 247H176V246ZM184 245V246H183ZM195 245V246H194ZM207 245V246H206ZM232 245V246H231ZM238 245V246H237ZM243 245V246H242ZM248 247H246V246ZM251 245V246H250ZM32 246V247H30ZM59 246V247H58ZM72 247V249L70 247ZM97 246V247H96ZM140 246V248H139ZM148 246V247H147ZM180 246V247H179ZM186 246V247H185ZM190 248H188V247ZM216 246V247H215ZM228 246V247H227ZM262 246V247H261ZM41 247V248H40ZM51 247V249H49ZM57 247V248H56ZM64 247V248H62ZM85 247V248H84ZM88 247V248H87ZM146 249H145V248ZM171 247V249H170ZM214 247V248H213ZM226 247V249H225ZM232 247V248H231ZM13 248V249H12ZM28 248V249H27ZM100 248V249H99ZM150 248V249H149ZM180 248V249H179ZM187 248V249H186ZM197 248V249H196ZM244 248V249H243ZM256 250H255V249ZM20 249V250H19ZM23 249V250H22ZM49 249V250H48ZM58 249V251H57ZM84 249V250H83ZM86 249V250H85ZM92 249V250H91ZM140 249V250H139ZM158 249V250H157ZM178 249V250H177ZM198 251H196V250ZM214 249V250H213ZM260 249V250H259ZM19 250V251H18ZM27 250V251H26ZM53 251H56L54 254H52ZM94 250V251H93ZM131 250V248H130ZM133 250V249H132ZM136 250H133V252ZM142 250V251H141ZM144 250V251H143ZM171 250V251H170ZM189 250V251H188ZM233 250V251H232ZM251 250V251H250ZM36 252L35 257L33 256L32 252ZM38 251V252H37ZM85 251V252H84ZM107 251V252H106ZM146 251V252H145ZM154 251V252H153ZM188 251V252H187ZM196 251V252H195ZM237 251V252H236ZM242 253H241V252ZM245 251V252H244ZM262 251V252H261ZM23 252V253H22ZM44 252V253H43ZM87 252V253H86ZM90 252V254H88ZM194 252V253H193ZM198 252V253H197ZM29 253V254H27ZM84 253V254H83ZM85 253L87 255H85ZM105 253V254H103ZM116 252L114 251V254ZM142 253V254H141ZM145 253V254H144ZM149 253V254H148ZM167 253V254H166ZM182 253V254H181ZM187 253V254H186ZM193 253V254H192ZM197 253V254H196ZM246 253V254H245ZM262 253V256L261 254ZM95 254V255H94ZM144 254V255H143ZM155 254V255H153ZM166 254V255H165ZM175 254V255H174ZM238 254V255H237ZM248 254V256H247ZM255 256H254V255ZM258 254V255H257ZM25 255V257H24ZM29 255V256H28ZM51 255L53 257H51ZM83 255V256H82ZM89 255V257H88ZM91 255V256H90ZM102 255V256H98ZM107 255V256H106ZM117 255V254H116ZM186 255V256H185ZM196 257H194V256ZM222 255V256H221ZM233 255V256H232ZM251 255V257H250ZM39 256V258H38ZM50 256V257H47ZM95 256V257H94ZM97 256V257H96ZM114 256V255H113ZM168 256V257H167ZM184 258L182 259L181 258ZM193 256V257H189ZM214 256V257H213ZM217 256V257H216ZM259 256V258H258ZM31 257V258H30ZM115 257V256H114ZM143 257V258H142ZM165 257V258H164ZM233 259L231 260L230 259ZM242 257V258H241ZM29 260H27V259ZM85 258V259H84ZM87 258V259H86ZM91 259V260H88ZM93 258V261H92ZM100 262L98 263V259ZM107 258V259H106ZM152 258V260H150ZM43 259V260H42ZM47 259V260H46ZM154 259V260H153ZM206 259V260H205ZM37 260V261H36ZM45 260V261H44ZM97 260V261H96ZM102 260V261H101ZM106 260V261H105ZM148 260V261H147ZM161 260V261H160ZM179 260V261H178ZM189 260V261H188ZM192 260V261H191ZM199 260H201L199 262ZM242 260V261H241ZM250 260V261H249ZM255 260V261H254ZM257 260V261H256ZM259 260V261H258ZM32 261V262H31ZM43 261V263H42ZM114 263H111V262ZM158 261V262H157ZM198 261V262H197ZM232 261V262H231ZM239 261V262H238ZM244 261V262H243ZM248 261V262H247ZM29 262V263H28ZM92 262V263H91ZM103 262V263H102ZM145 262V263H144ZM186 262V263H185ZM243 262V263H242ZM0 264H5L3 261L0 260ZM121 264V263H120Z\"/></svg>",
    "mask_w": 264,
    "mask_h": 264
},
{
    "label": "bare ground",
    "instance_id": "6f19581e",
    "mask_svg": "<svg viewBox=\"0 0 264 264\" xmlns=\"http://www.w3.org/2000/svg\"><path fill=\"white\" fill-rule=\"evenodd\" d=\"M70 1V0H69ZM72 1V0H71ZM87 1V0H86ZM95 1V0H94ZM112 1V0H111ZM196 1V0H195ZM202 1V0H201ZM205 1V0H204ZM216 1V0H215ZM214 1V2H215ZM231 1V0H230ZM237 1V0H236ZM261 1V0H260ZM74 2V1H73ZM76 2V1H75ZM97 2V1H96ZM147 2H151L152 0H121L120 5L118 10L113 9L112 8H107L105 10H101L100 4L99 7L101 11H90V10H85V11H81L80 9L76 7H70L68 5L65 4H59L57 3V0H0V85H4V84H10L12 82V79L15 80L14 78L16 77V79H19V77L21 75L23 80H24V76L26 75V71H20L18 73V78L17 76H15V74H17V68L16 65L14 67V63L17 62H23V63H32L35 64V68L37 74L36 76H34L32 79L31 77H29V83H27L28 80H25V83L27 84H23L22 80H17L18 84H20L22 82L23 86H21L20 88H16L18 89L17 91L13 88L14 84L11 85L12 88L15 91H13V97L11 99V102L13 101H17V99L19 98V100L21 99L24 102V107H20L19 109L17 108H12L11 113L12 116L15 113H20V115L23 118H18V119H13L11 122H9L8 124L5 123L4 118H1L0 121V194H4L6 196H9L12 198V200H17V202L20 204L21 207H23L24 205L29 204V200H28V191L26 189L23 190L20 185L17 186L15 183L10 182L8 184V181H5V177L8 175L9 172H11V170H13V172H16V169L19 168L18 162L19 159L24 160V162H26L25 164H35L36 165V170L37 171V176L40 177V179H44L43 182L44 185L46 187H48L47 185V179L49 177L52 176V173H54V171L57 169V165H60L62 163H68V169L63 171L65 172L63 174V182L64 185L63 187L60 189L62 192H66L68 190L73 189V186L75 185L76 187V191L82 198H91L92 201L94 203H97L98 205H100L103 208V212L108 213V207H107V202L108 200L111 198L108 195H110L109 193H106V195H104V192L102 190L105 189L106 191V183H103V181L110 179L111 180V185L108 187L109 191H112L110 189H114L116 190V192H120V188L122 187V181L120 183V180H133L134 182H139L140 180L143 179V175L145 172L147 173V171L149 170L150 167H152L151 165L154 166V164L157 162V157L159 154V156L164 155L168 150V149H162V144L164 145V143L167 144V142H173L171 141L172 138H170L167 134L168 129L166 130V128L157 126L156 124H151L153 122H149L150 124H148L142 117L145 115H143L142 117H139L141 119L139 120H135L131 117H134V115H132L130 117V115H123L120 116V114H113L112 116L105 119L102 124V129H100L101 131H98V135L97 136V141H98V147H96V149H93V153L91 154V161L90 164L88 166L93 167L94 168V172H96L99 177L101 178V187L100 190L96 191L95 188H91V186H89L90 183H87L88 180L90 182V178H88L89 174L86 172H83V170L80 169V166L78 165L77 162H75L74 160H72V153L77 149L76 146V135L79 134V132L75 133V137H73L72 139L69 138L70 140L64 144L62 143L60 138V134L58 131V129H68V128H72V126L80 120H85L84 118L89 117V109H92L91 107H94L96 103L98 104H102V106H106V108H112L114 111H116V113L118 112V110H124V108H127V106L132 105V106H136L137 104L140 103L143 93H141L139 91V87L143 86H148V84L150 82H153L155 80H163L162 84H160L162 86V90L169 87L172 83H174L176 77L180 74L179 72H183L181 69V66L179 65H175L173 64V47H172V51L170 48L165 47L164 43H162V41H159L160 39H162L164 36L169 35V36H175L178 35L180 31L187 29L185 28V26L189 23H193L196 22V20H199V12H197V10H192L191 6L190 9L188 7L189 10H183V12L185 13H180L181 15H177V18H175L171 23L169 27H167L163 32H159L156 31V29L153 27L154 22H156V20L159 18V14L156 12H152L151 15L145 20H143L141 17V19L143 20V22L140 24L139 22V26L137 28V32L133 35L130 36V38L127 40V48L121 47L120 46V42L121 40L124 38H122V35H124V33H126V31L133 25L135 19L138 17V13L140 10V6H142L143 4L147 3ZM193 2V0H192ZM198 2V1H197ZM213 2V1H212ZM211 2V3H212ZM222 2V1H221ZM220 2V3H221ZM94 3V2H93ZM107 2H105L106 4ZM110 3V2H109ZM180 3V2H179ZM206 3V2H205ZM218 3V2H217ZM219 3V4H220ZM233 3V2H231ZM230 3V4H231ZM263 3V2H262ZM69 4V3H68ZM71 4V3H70ZM77 4V2L75 3V5ZM81 4V3H80ZM103 3H101L102 5ZM149 4V3H148ZM157 4V3H156ZM190 4V3H189ZM196 4V3H194ZM208 4V3H207ZM210 4V3H209ZM208 4V5H209ZM213 4V3H212ZM218 4V6H219ZM227 4V3H226ZM229 4V1H228ZM236 4V3H235ZM258 2L256 3L257 6ZM79 5V4H78ZM110 5V4H109ZM160 5V4H159ZM201 5V4H199ZM203 5V3H202ZM207 5V7H208ZM215 5V4H214ZM237 5V4H236ZM240 5V4H239ZM247 5V4H246ZM255 5V4H254ZM80 6V5H79ZM90 6V5H89ZM95 6V5H93ZM98 6V5H97ZM108 6V5H107ZM115 6V4H114ZM151 6V5H150ZM185 6V5H184ZM198 6V5H197ZM196 6V8H197ZM217 6V7H218ZM222 6V5H221ZM106 7V5H105ZM111 7V6H110ZM175 7V6H174ZM178 7V6H176ZM182 7V6H181ZM187 7V6H186ZM214 7V6H213ZM212 7V8H213ZM224 7V6H223ZM229 7V6H228ZM240 7V6H239ZM246 7V6H245ZM244 7V8H245ZM253 7V6H252ZM96 8V7H95ZM148 8V6H147ZM195 8V9H196ZM237 8V7H235ZM233 8V9H235ZM241 8V7H240ZM250 8V7H249ZM262 8V6H261ZM264 8V7H263ZM84 9V8H83ZM90 9H92L90 7ZM94 9V7H93ZM92 9V10H93ZM146 9V8H145ZM167 9V8H166ZM178 9V8H175ZM182 10V8H180ZM201 9V7H200ZM205 8H203L204 10ZM211 9V8H210ZM217 9V8H216ZM216 9L214 11H216ZM227 9V8H226ZM247 9V7H246ZM252 9V8H251ZM257 9V8H255ZM260 9V7L258 8ZM116 10V11H115ZM151 10V9H150ZM178 10V11H181ZM199 10V9H198ZM202 10V11H203ZM208 10V9H207ZM206 10V11H207ZM232 10V9H231ZM239 10V9H237ZM241 10V9H240ZM248 10V9H247ZM143 11V10H142ZM154 11V10H153ZM161 11V10H159ZM174 11V10H173ZM209 11V10H208ZM207 11V12H208ZM212 11V10H211ZM213 11V12H214ZM219 11V10H218ZM228 11V10H227ZM249 11V10H248ZM259 11V10H258ZM263 11V10H262ZM164 12V11H162ZM167 12V11H166ZM172 12V10H171ZM170 12V13H171ZM210 12V11H209ZM226 12V11H225ZM252 12V11H251ZM142 13V12H141ZM146 13V12H145ZM168 13V12H167ZM179 13V12H178ZM204 13V12H203ZM211 13V12H210ZM238 13V12H237ZM249 13V12H248ZM248 13L244 14L248 16ZM149 14V13H148ZM166 14V13H164ZM175 14V13H174ZM201 14V12H200ZM213 14V13H211ZM215 14V13H214ZM252 14V13H251ZM250 14V15H251ZM142 15V14H141ZM161 15H163V13H161ZM160 15V16H161ZM210 15V14H209ZM208 15V16H209ZM255 15V14H254ZM165 16V15H163ZM175 16V17H176ZM212 16V15H211ZM216 15H214V20L216 19L215 17ZM258 16V15H256ZM262 16V15H260ZM144 17V14H143ZM172 17V14L170 15V18ZM174 17V16H173ZM203 17V15H202ZM205 17V16H204ZM221 17V16H220ZM245 17V16H244ZM243 17V18H244ZM162 19L164 17H161ZM169 18V17H168ZM207 18V16H206ZM211 18V17H210ZM218 18V17H217ZM239 18V17H238ZM254 18V17H253ZM140 19V20H141ZM167 19V18H166ZM212 19V18H211ZM259 19V18H258ZM138 20V19H137ZM139 20V21H140ZM197 20V21H198ZM209 20V17L208 19ZM213 20V19H212ZM211 20V22H212ZM234 20V19H233ZM236 20V19H235ZM247 20H249L248 18H246V22ZM158 21V20H157ZM161 21V20H160ZM210 21V20H209ZM232 21V20H231ZM241 21V20H239ZM254 21V20H252ZM261 21V20H260ZM163 22V21H162ZM204 22V19H203ZM211 22H208L211 24ZM220 22V21H219ZM255 22V21H254ZM258 22V21H256ZM168 23V22H167ZM166 23V24H167ZM202 23V22H201ZM207 23V22H206ZM232 23V22H231ZM240 23V22H239ZM261 23V22H260ZM158 24V23H157ZM163 24V23H162ZM230 26V22L228 23ZM227 24V25H228ZM234 24V23H233ZM236 24V23H235ZM255 24V23H254ZM253 25V23L251 24ZM256 25V24H255ZM259 25V24H258ZM263 25V24H262ZM163 26V25H162ZM201 26V25H200ZM213 26V25H212ZM218 26V25H217ZM234 26V25H233ZM232 26V27H233ZM245 26V24H244ZM260 26V25H259ZM188 27V25H187ZM231 27V28H232ZM236 27V26H234ZM238 27V26H237ZM262 27V26H261ZM243 28V27H241ZM246 28V27H245ZM251 28V27H250ZM258 28V26H257ZM132 29V28H130ZM129 29V30H130ZM160 28H157V30ZM235 29V28H234ZM240 29V28H239ZM249 29V28H248ZM251 30V29H250ZM186 31V30H185ZM189 31V30H188ZM231 31V30H230ZM234 31V30H233ZM239 31V30H238ZM237 31V32H238ZM245 31V30H244ZM249 31V30H248ZM258 31V30H256ZM129 32V31H128ZM135 32V31H134ZM201 32V31H198ZM262 32V31H261ZM182 33V32H181ZM193 33V32H191ZM197 33V32H196ZM212 33V32H211ZM219 33V32H218ZM223 33V32H222ZM227 35L228 32L226 31ZM242 33V32H241ZM247 32H245L246 34ZM256 33V32H255ZM131 34V33H130ZM185 34V33H184ZM190 34V33H189ZM195 34V33H194ZM254 34V33H253ZM259 34V33H258ZM256 34V36L258 35ZM186 35V34H185ZM192 35V34H191ZM226 35V36H227ZM240 35V34H238ZM262 35V34H261ZM179 36V35H178ZM212 36V35H211ZM223 36V34H222ZM241 36V35H240ZM250 36V34H249ZM260 36V35H259ZM258 36V37H259ZM128 37V36H127ZM195 37V36H194ZM217 37V36H216ZM237 38V36H235ZM248 37V36H247ZM257 37V38H258ZM176 38V36H175ZM186 38V37H184ZM191 38V37H190ZM220 38V37H219ZM253 38V37H252ZM256 38V37H255ZM261 38V37H260ZM126 39V38H125ZM170 39V38H169ZM228 39V38H227ZM235 39V38H234ZM246 39V38H245ZM262 39V38H261ZM167 40V39H166ZM206 40V39H205ZM208 40V39H207ZM211 40V38H210ZM218 40V39H217ZM216 40V41H217ZM253 40V39H250ZM256 40V39H255ZM258 40V39H257ZM215 41V40H214ZM226 41V40H225ZM239 41V40H238ZM237 41V42H238ZM246 41V40H245ZM262 41V40H261ZM125 42V40H124ZM176 42V41H175ZM185 42V41H184ZM187 42V41H186ZM191 42V41H190ZM256 42V41H255ZM189 43V42H188ZM205 43V42H204ZM242 43V42H241ZM245 43V42H244ZM250 43V42H249ZM258 43V42H257ZM261 43V42H260ZM172 44V43H171ZM180 44V42H179ZM198 43H196L197 45ZM201 44V43H200ZM199 44V45H200ZM207 44V43H206ZM221 44V43H220ZM240 44V43H239ZM247 44V43H246ZM251 44V43H250ZM256 44V43H255ZM168 45V44H167ZM177 45V44H176ZM204 47V44H202ZM215 45V44H214ZM217 45V44H216ZM216 45L214 46V48L216 47ZM223 45V44H222ZM233 45V44H232ZM236 45V44H235ZM234 45V46H235ZM264 45V44H263ZM124 46V45H123ZM171 45H169L170 47ZM173 46V45H172ZM184 46V44H183ZM213 45H205V47L207 49L211 48ZM250 46V45H249ZM252 46V45H251ZM193 47V46H192ZM201 47V46H200ZM226 47V46H225ZM232 47V46H231ZM241 47V46H240ZM254 47V45H253ZM259 47V45H258ZM263 47V46H262ZM177 48V46H176ZM187 48V47H184ZM234 48V47H233ZM257 48V47H256ZM180 49V48H179ZM195 49V47H194ZM198 49V48H196ZM203 49V48H202ZM243 49V48H242ZM254 49V48H253ZM260 49V48H259ZM37 50L42 51L43 55L42 57H38L36 52ZM175 50V49H174ZM178 50V49H177ZM182 50V49H181ZM200 50L198 51V55L201 56L203 53H201L200 55ZM205 50V49H204ZM225 50V49H224ZM228 50V49H227ZM251 50V49H250ZM36 51V52H35ZM176 51V50H175ZM187 51V50H186ZM190 51V50H189ZM193 51V50H192ZM197 51V50H196ZM195 51V52H196ZM218 51V50H217ZM236 51H238L236 49ZM235 51V52H236ZM244 51V50H243ZM257 51V50H256ZM255 51V52H256ZM188 52V51H187ZM202 52H204L202 50ZM209 52V51H208ZM212 52L213 49H212ZM226 52V51H224ZM239 52V51H238ZM211 53V50H210ZM228 53V52H227ZM226 53V54H227ZM231 53V52H230ZM243 53V52H242ZM258 53V52H257ZM183 54V53H182ZM181 54V55H182ZM196 54V53H195ZM194 54V55H195ZM205 54V53H204ZM216 54V53H215ZM221 54V53H220ZM235 54V53H234ZM262 54V53H261ZM39 55V54H38ZM175 55V54H174ZM180 55V56H181ZM197 55V54H196ZM197 55V57H198ZM218 55V54H217ZM205 56V55H204ZM203 56V57H204ZM221 56V55H220ZM250 56V55H249ZM176 57V56H175ZM196 57V56H195ZM194 57V58H195ZM229 57V56H228ZM234 57V55H233ZM238 57V56H237ZM240 57V56H239ZM244 57V56H242ZM246 57V56H245ZM248 57V56H247ZM53 58H57L59 60V62L62 65H76L77 64H81V65H86L89 66L90 68H92L99 76H101V78L104 80V82L106 84H88V85H84L81 88L77 89L80 92V95L84 97V100L79 101V102H73L70 98H68L65 95H62L61 92L58 91H53L51 90V93H46L45 95H43V97L45 96L47 102H50L52 104L55 105V109L54 112L52 113H46L45 111L42 112L41 109L40 111L37 110L35 107L31 106L33 105V103L37 100V98L41 97V94H39V92L34 91L33 86H37L38 84L41 85V83H45V86L48 85L50 87V82H53L54 84H62L64 82V74L61 72V65H57L54 62H52ZM193 58V57H192ZM207 58V57H206ZM210 58V56H209ZM212 58V56H211ZM214 58V57H213ZM227 58V57H226ZM232 58V57H231ZM179 59V58H178ZM215 59V58H214ZM234 59V58H233ZM237 59V58H236ZM239 59V58H238ZM254 59V58H253ZM263 59V58H262ZM188 60V59H186ZM205 60V59H204ZM203 60V63H204ZM229 60V59H228ZM243 60H245V58H243ZM248 60V59H247ZM252 60V59H251ZM180 61V60H179ZM196 61V60H195ZM207 62V60H205ZM230 61V60H229ZM234 61V60H233ZM185 62V61H184ZM183 62V63H184ZM192 62V61H191ZM224 62V61H223ZM223 62H219V63H223ZM237 62V61H236ZM246 62V61H245ZM244 62V63H245ZM202 63V62H201ZM210 63V62H209ZM225 63V62H224ZM239 63V62H238ZM237 63V65H238ZM260 63V62H259ZM178 64V63H177ZM193 64V63H192ZM195 64V63H194ZM247 64V63H246ZM245 64V65H246ZM18 65V64H17ZM28 65V64H27ZM31 65V64H30ZM79 65V66H81ZM198 65V64H197ZM204 65V64H203ZM201 65V66H203ZM206 65V64H205ZM219 65V64H218ZM233 65V64H232ZM240 65V64H239ZM238 65V66H239ZM254 65V64H253ZM21 66V65H20ZM29 66V65H28ZM187 66V65H186ZM195 66V65H194ZM210 66V65H209ZM223 66V65H222ZM236 65H234L235 67ZM88 67V68H89ZM188 67V66H187ZM186 67V68H187ZM199 67V66H198ZM208 67V66H207ZM212 67V66H211ZM231 67V66H230ZM246 67V66H245ZM23 68V67H22ZM25 68V67H24ZM27 68V67H26ZM32 68V65H31ZM29 68V69H31ZM85 68V67H84ZM194 68V67H193ZM192 68V69H193ZM202 68V67H201ZM229 68V67H228ZM34 69V68H32ZM68 69V68H67ZM183 69V68H182ZM189 69V68H188ZM187 69V70H188ZM214 69V68H213ZM217 69V68H216ZM215 69V70H216ZM220 69V68H218ZM234 69V68H233ZM232 69V70H233ZM239 69V67H238ZM243 70L245 68H242ZM241 69V71H242ZM27 70V69H26ZM64 70V69H63ZM80 70V68H79ZM201 70V71H200ZM200 70H193L192 73H202L204 74L206 71H203L202 69ZM209 70V69H208ZM222 70V68L220 69ZM219 70V72H220ZM224 70V69H223ZM240 70V69H239ZM247 70V69H246ZM81 71V70H80ZM87 71V70H86ZM186 71V70H185ZM213 71V70H212ZM245 71V70H244ZM263 71V70H261ZM260 71V72H261ZM20 72H22L21 75ZM69 72V71H68ZM85 72V71H84ZM93 72V71H92ZM191 72V71H190ZM222 72V71H221ZM230 72V71H229ZM259 72V71H258ZM29 73H32L29 71ZM89 73V72H88ZM215 73V72H213ZM237 73V70H236ZM236 73L232 74L235 75ZM263 73V72H261ZM69 74V73H68ZM66 73V75H68ZM71 74V73H70ZM189 74V73H188ZM209 74V73H208ZM238 74V73H237ZM30 75V74H29ZM32 75V74H31ZM30 75V76H31ZM91 75V74H89ZM95 75V74H94ZM215 75V74H214ZM220 75V74H218ZM227 75V74H226ZM231 75V73H230ZM240 75V74H238ZM237 75V76H238ZM256 75V74H255ZM33 76V75H32ZM38 76V77H37ZM46 76L50 79V81H48V79L46 78ZM204 76V75H202ZM236 76V75H235ZM27 77H28V73H27ZM36 77V78H35ZM84 77V76H83ZM88 77V76H87ZM197 77V75H196ZM208 77V76H207ZM221 77V76H220ZM219 77V78H220ZM243 77V75H242ZM251 77V76H249ZM254 77V76H253ZM68 78V77H67ZM180 78V77H179ZM178 78V79H179ZM212 78V77H210ZM217 78V77H216ZM228 78V77H227ZM239 78V77H238ZM241 78V77H240ZM262 78V77H261ZM26 79V78H25ZM95 79V78H94ZM199 79V78H198ZM197 79V81H198ZM214 79V78H213ZM232 79V78H230ZM249 79V78H248ZM260 79V78H259ZM90 80V79H89ZM100 80V79H99ZM189 80V79H188ZM194 80V79H192ZM191 80V81H192ZM215 80V79H214ZM236 80V78H235ZM239 80V79H238ZM254 80V79H253ZM95 81V80H93ZM178 81V80H176ZM175 81V82H176ZM185 81V80H184ZM197 81L194 80V82L197 83ZM202 81V79H201ZM210 81V80H209ZM257 81V80H256ZM15 82V81H14ZM157 82V81H156ZM180 82V81H179ZM194 82L192 83V85L194 84ZM217 82V80H216ZM214 81V83H216ZM182 83V82H181ZM188 83V81L186 82ZM200 83V82H198ZM207 83V82H206ZM205 83V84H206ZM212 83V84H214ZM219 83V82H218ZM244 83V81H243ZM253 83V82H252ZM17 84V83H16ZM154 84V83H153ZM177 84V83H176ZM175 84V85H176ZM180 84V83H179ZM201 84V83H200ZM204 84V83H203ZM217 84V83H216ZM27 85V86H26ZM83 85V84H82ZM155 85H158L155 84ZM154 85V86H155ZM183 87L185 86L184 84H182ZM234 85V82L233 84ZM258 85V84H256ZM260 85V84H259ZM264 85V84H263ZM7 86V85H6ZM5 86V87H6ZM16 86V85H15ZM43 86V85H42ZM56 86V85H55ZM173 86V85H171ZM181 86V85H180ZM179 86V88H180ZM202 86V84H201ZM207 86V84H206ZM247 86V85H246ZM48 87V88H49ZM61 87V86H60ZM73 87V86H72ZM156 87V86H155ZM175 87V86H173ZM172 87V88H173ZM177 87V86H176ZM175 87V89H176ZM182 87V88H183ZM194 87V86H193ZM197 87V86H196ZM204 87V85H203ZM211 87V86H210ZM229 87V86H228ZM233 87V86H232ZM9 88V89H10ZM41 88V87H40ZM52 88V86H51ZM146 88V87H145ZM154 88V87H153ZM152 88V89H153ZM171 88V89H172ZM186 88V86H185ZM188 88V87H187ZM213 88V87H212ZM8 89V88H7ZM6 89V91H7ZM54 89V88H53ZM58 89V88H57ZM71 89V87H70ZM141 89V88H140ZM151 89V90H152ZM161 89V88H160ZM159 89V90H160ZM170 89V90H171ZM173 88V90H175ZM184 89V88H183ZM182 89V90H183ZM200 89V87L198 88ZM204 89H206L204 87ZM223 89V88H222ZM233 89V88H232ZM235 89V88H234ZM233 89V90H234ZM252 89V88H251ZM2 90V89H1ZM0 90V91H1ZM41 90V89H40ZM39 90V91H40ZM48 90V89H47ZM76 90V91H77ZM154 90V89H153ZM181 90V89H180ZM179 90V91H180ZM181 90V91H182ZM191 90V89H189ZM188 90V91H189ZM195 90V89H194ZM197 90V89H196ZM203 90V89H202ZM212 90V89H211ZM243 90V89H241ZM261 90V89H260ZM264 90V89H263ZM5 91V92H6ZM50 91V90H49ZM169 91V90H168ZM184 91V90H183ZM219 91V90H218ZM9 93V91H7ZM5 93L6 96H8V93ZM12 92V90H11ZM10 92V93H11ZM75 92V91H74ZM146 92V91H145ZM149 92V91H148ZM160 92V91H159ZM172 92V91H171ZM192 92V91H191ZM195 92V91H194ZM198 92V91H197ZM202 91H200L201 93ZM225 92V91H224ZM224 92L219 96L222 100V98H224V100L226 99ZM244 92V91H243ZM264 92V91H263ZM1 93V92H0ZM4 93V92H3ZM42 93V92H41ZM45 93V92H44ZM76 93V92H75ZM78 93V92H77ZM157 93V92H156ZM175 93V92H174ZM173 93V94H174ZM177 93V92H176ZM175 93V94H176ZM181 93V92H180ZM188 93V92H187ZM196 93V92H195ZM212 93V92H210ZM251 93V92H250ZM260 93V92H257ZM149 94V93H148ZM151 94V93H150ZM168 94V93H167ZM172 94V95H173ZM174 94V95H175ZM190 94V93H189ZM192 94V93H191ZM204 94V93H203ZM219 94V93H218ZM217 94V95H218ZM256 94V93H255ZM11 95V94H10ZM142 95V96H141ZM157 95V94H156ZM170 95V94H169ZM168 95V96H169ZM228 95V93H227ZM233 95V94H232ZM231 95V96H232ZM248 95V94H246ZM244 95V96H246ZM260 95V94H259ZM12 96V95H11ZM149 96V95H148ZM166 96V95H165ZM178 96V95H177ZM176 96V97H177ZM198 97L200 95H197ZM249 96V95H248ZM252 96V95H251ZM2 97V96H1ZM0 97V98H1ZM10 97V96H9ZM162 97V96H160ZM174 97V96H173ZM189 97V95H188ZM196 97V96H195ZM247 97V96H246ZM260 97V96H259ZM4 98V97H3ZM6 98V97H5ZM8 98V97H7ZM16 98V99H15ZM42 98V97H41ZM149 98V97H148ZM156 98V97H155ZM158 98V97H157ZM167 99V97H165ZM171 98V95H170ZM192 98V97H191ZM200 98V97H199ZM218 98V97H217ZM216 98V101H218ZM219 98V99H220ZM248 98V97H247ZM254 98V97H253ZM262 98V97H261ZM44 99V98H43ZM145 99V98H144ZM150 99V98H149ZM159 99V98H158ZM175 99V98H174ZM180 99V98H177ZM182 99V98H181ZM185 99V98H183ZM182 99V100H183ZM190 99V98H189ZM231 99V98H230ZM264 99V98H263ZM2 100V99H0ZM8 101L10 100L7 99ZM148 100V99H147ZM152 100V98L150 99ZM157 100V99H156ZM192 100V99H191ZM190 100V102H191ZM194 100V98H193ZM192 100V101H193ZM197 100V99H195ZM202 100V99H201ZM220 100V102H221ZM229 100V99H228ZM240 100H243L242 98ZM248 100V99H245ZM261 100V99H259ZM6 101V100H5ZM44 101V100H43ZM162 101V98L161 100ZM172 101V99H171ZM181 101V100H180ZM188 101V100H186ZM230 101V100H229ZM232 101V100H231ZM257 101V100H256ZM264 101V100H262ZM4 102V99L3 101ZM10 102V101H9ZM10 102V103H11ZM146 102V101H145ZM155 102V101H154ZM157 102V101H156ZM164 102V99H163ZM170 102V101H167ZM173 102H176V100H174ZM183 102V101H182ZM189 102V101H188ZM200 102V101H199ZM218 102V103H220ZM223 102V101H222ZM222 102L220 105H222ZM225 102V101H224ZM237 102V101H236ZM250 102V101H249ZM252 102V100H251ZM255 102V101H254ZM1 103V101H0ZM8 103V102H7ZM17 103V102H16ZM150 103V101H149ZM160 103V102H159ZM184 103V102H183ZM182 103V104H183ZM193 103V102H192ZM229 103V102H228ZM240 103V102H239ZM243 103V102H242ZM248 103V101H247ZM15 104V103H14ZM20 104V103H19ZM156 104V103H155ZM169 103H167L168 106ZM177 104V103H176ZM197 104V103H196ZM215 104V103H214ZM217 104V103H216ZM244 104V103H243ZM241 104V105H243ZM253 104V103H252ZM256 104V103H255ZM5 105V104H4ZM152 105V104H150ZM174 105V104H173ZM181 105V104H180ZM183 105H186L185 103ZM226 105V104H225ZM1 106V105H0ZM17 106V105H16ZM52 106V105H51ZM142 106V105H141ZM144 106V105H143ZM147 106V105H145ZM153 106V105H152ZM172 106V105H171ZM209 106V105H208ZM212 106V105H210ZM216 106H219L218 104ZM224 106V105H223ZM240 106V105H239ZM5 107V106H4ZM39 107V106H38ZM46 107V106H45ZM48 107V106H47ZM54 107V106H52ZM101 107V106H100ZM149 107V106H148ZM147 107V108H148ZM155 107V106H154ZM157 107V106H156ZM161 107V105H160ZM165 107V104H164ZM169 107V106H168ZM174 107V106H173ZM181 107V106H180ZM183 107V106H182ZM195 107V106H194ZM192 107V108H194ZM227 107V106H226ZM238 107V105H237ZM242 107V106H241ZM244 107V106H243ZM242 107V109H243ZM255 107V106H254ZM10 108V109H11ZM40 108V107H39ZM42 108V106H41ZM44 108V107H43ZM98 108V107H97ZM131 108V107H130ZM140 108V107H139ZM191 108V107H190ZM211 108V107H210ZM213 108V107H212ZM219 108V107H216ZM229 108V106H228ZM245 110L246 107H244ZM257 108V106H256ZM3 108H0V111H4L2 110ZM6 109V108H5ZM9 109V110H10ZM49 109V108H48ZM96 109V108H95ZM163 109V108H161ZM166 109V108H165ZM168 109V108H167ZM174 109V108H173ZM198 109V108H197ZM223 109V108H221ZM239 109V107L237 108ZM258 109V108H257ZM46 110V109H45ZM51 110V109H50ZM127 110V109H126ZM131 109H129L130 112ZM136 110V109H135ZM138 110V109H137ZM152 110V109H151ZM156 110V109H155ZM159 110V109H158ZM164 110V109H163ZM196 110V109H195ZM244 110V111H245ZM250 110H252L250 108ZM263 110V109H262ZM109 111V110H108ZM142 111V109H141ZM147 111V110H146ZM168 111V110H167ZM172 111V109H171ZM192 111V110H191ZM221 111V110H220ZM239 111V110H238ZM243 111V110H242ZM241 111V112H242ZM91 112V111H90ZM102 112V111H101ZM113 112V111H112ZM133 112V111H132ZM149 113V111H147ZM152 112V111H150ZM154 112V111H153ZM163 112V111H161ZM159 112V113H161ZM173 112V111H172ZM183 111L178 107L176 110H174L173 114L178 117V115H180ZM194 112V111H193ZM198 112V110L196 111V113ZM255 112V110H254ZM260 112V111H259ZM110 113V112H109ZM120 113V112H119ZM122 113V112H121ZM138 113V112H137ZM146 113V112H143ZM155 113V112H154ZM200 113V112H198ZM246 113V112H245ZM248 113H250L248 111ZM256 113V112H255ZM254 113V115H255ZM262 113V112H260ZM4 113L0 114L3 115ZM9 114V115H10ZM92 114V113H91ZM90 114V116H91ZM123 114V113H122ZM164 113H162L163 115ZM167 114V113H166ZM185 114V113H184ZM188 114V113H187ZM204 114V113H203ZM238 114V113H237ZM240 114V112H239ZM238 114V115H239ZM244 113L242 112V115ZM102 115V114H101ZM139 115V114H137ZM141 115V114H140ZM153 115V114H152ZM169 115V114H168ZM172 115V113L170 114V116ZM173 115V117H174ZM193 115V113H192ZM191 115V116H192ZM209 115V114H208ZM207 115V116H208ZM220 114H218L219 116ZM252 115H253V110H252ZM259 115V113H258ZM8 116V115H7ZM16 116V115H15ZM105 116V115H104ZM181 116V115H180ZM185 116V115H184ZM194 116V115H193ZM196 116V115H195ZM206 116V115H205ZM213 116V115H212ZM236 116V115H235ZM248 116V115H246ZM256 116V115H255ZM261 116V115H260ZM20 117V116H18ZM96 117V116H95ZM150 117V116H147ZM146 117V118H147ZM156 117V116H155ZM154 117V118H155ZM160 117V116H159ZM200 117V116H199ZM204 115L201 117L203 118ZM220 117V116H219ZM224 117V115L222 116ZM240 117V116H239ZM250 117V116H248ZM247 117V118H248ZM254 117V116H253ZM14 118V117H13ZM151 118V117H150ZM157 118V117H156ZM167 118V117H164ZM169 118V117H168ZM191 117L188 116V119H190ZM217 118V117H216ZM246 118V119H247ZM252 118V117H251ZM250 118V121L252 120ZM99 119V118H98ZM159 119V118H158ZM173 119V118H172ZM187 119V118H186ZM199 119V118H198ZM208 119V118H207ZM213 119V118H211ZM234 119V118H233ZM89 120V118H88ZM103 120V119H102ZM157 120V119H156ZM156 120H152V121H156ZM161 120V119H160ZM169 120V119H168ZM201 120V119H200ZM204 120H206L204 118ZM209 120V119H208ZM219 120V118H218ZM236 120V119H235ZM240 120V119H238ZM259 120H262L261 118ZM33 121V122H32ZM35 121V122H34ZM92 121V120H90ZM151 121V120H150ZM166 121V120H165ZM185 121V120H184ZM194 121V120H193ZM224 121V120H222ZM226 121V120H225ZM245 121V120H244ZM8 122V121H7ZM160 122V121H159ZM169 122V121H167ZM175 122V121H174ZM180 122V120H179ZM187 122V120L185 121ZM198 122H200L198 120ZM220 122V121H219ZM227 122V121H226ZM233 122V121H232ZM158 123V122H157ZM183 123V122H182ZM210 123V122H209ZM207 123V124H209ZM229 123V122H228ZM249 123V122H248ZM88 124V123H87ZM86 124V125H87ZM97 124V122H96ZM163 124H166L163 123ZM184 124V123H183ZM191 124V123H190ZM197 124V123H196ZM204 124V123H203ZM206 124V121H205ZM222 124V123H220ZM236 124V123H235ZM232 124V125H235ZM244 124V123H243ZM242 124V125H243ZM251 124V123H250ZM257 124V123H256ZM117 125H120L123 127V133L119 132V129H117ZM170 125V124H169ZM174 126V124H172ZM187 125V124H185ZM184 125V126H185ZM199 125V124H198ZM228 125V124H227ZM231 125V124H230ZM240 125V124H239ZM260 125V124H258ZM257 125V126H258ZM83 126V125H82ZM90 126V125H89ZM95 126V125H94ZM120 126H118V128H120ZM164 126V125H163ZM166 126V125H165ZM168 126V125H167ZM166 126V127H167ZM183 126V127H184ZM191 126V125H190ZM205 126V125H204ZM98 127V126H97ZM121 127V128H122ZM186 127V126H185ZM194 127V126H193ZM203 127V126H202ZM214 127V126H213ZM262 127V126H261ZM75 128V127H74ZM77 128H79V126H77ZM84 128V127H83ZM96 128V127H95ZM101 128V127H99ZM98 128V129H99ZM174 128V127H173ZM182 128V127H181ZM179 126V129H181ZM189 128V127H188ZM195 128V127H194ZM201 128V127H200ZM204 128V127H203ZM238 128V127H237ZM73 129V128H72ZM81 129V127H80ZM79 129V131H80ZM172 129V127H171ZM169 129V130H171ZM175 129V128H174ZM177 129V128H176ZM185 129V128H184ZM184 129H182L183 131H185ZM193 129V128H191ZM196 129V128H195ZM193 129V130H195ZM197 129H199V126L197 127ZM207 129V128H205ZM211 129V127L209 128ZM231 129V128H230ZM248 129V128H247ZM252 129V128H250ZM254 129V128H253ZM258 129V128H257ZM69 130V129H68ZM71 130V129H70ZM87 130V129H85ZM121 130V129H120ZM173 130V129H172ZM181 130V133H182ZM187 131H189L188 129H186ZM234 130V129H233ZM264 130V129H263ZM60 131V130H59ZM63 131V130H62ZM223 131V130H222ZM243 131V130H241ZM245 131V130H244ZM255 131V130H254ZM66 132V131H65ZM70 132V131H69ZM86 132V131H85ZM91 132V131H90ZM173 133H171L172 135L176 136L177 134L175 132H177V130H173ZM180 132V131H179ZM178 132V133H179ZM192 132V130H191ZM74 133V132H73ZM89 133V131H88ZM185 133V132H184ZM199 133V132H198ZM228 133V132H227ZM238 133V132H237ZM246 133V131H245ZM256 133V132H255ZM264 133V132H263ZM59 134V135H58ZM71 134V133H70ZM69 134V136H70ZM86 134V133H85ZM93 134V133H92ZM189 134V133H188ZM187 134V135H188ZM193 134V133H191ZM190 134V135H191ZM201 134V133H200ZM231 134V133H229ZM241 134V133H240ZM90 135V134H89ZM88 135V136H89ZM166 135L168 137H166ZM180 135V134H179ZM186 135V134H185ZM184 135V136H185ZM225 135V134H224ZM249 135V134H248ZM93 136V135H92ZM171 136V135H170ZM193 136V135H191ZM196 136V135H195ZM194 136V137H195ZM199 136V135H198ZM229 136V135H228ZM231 136V135H230ZM235 136V135H234ZM232 136V137H234ZM238 136V135H237ZM254 136V135H252ZM173 137V136H172ZM186 137V136H185ZM188 137V136H187ZM201 137V136H200ZM215 137V136H214ZM260 137V136H259ZM68 138V137H67ZM83 138V137H82ZM88 138V137H86ZM189 138V137H188ZM188 138H186L185 140H187ZM197 138V136H196ZM213 138V137H212ZM226 138V137H225ZM239 138V137H238ZM248 138V137H247ZM174 139V138H173ZM178 139V138H177ZM183 139V138H182ZM236 139V138H235ZM232 139V140H235ZM242 139V137H241ZM244 139V138H243ZM63 140V139H62ZM81 140V139H80ZM79 140V141H80ZM90 140V139H89ZM96 140V139H95ZM168 140V141H167ZM191 140V139H190ZM199 140V139H198ZM263 140V139H262ZM64 141V140H63ZM94 141V140H93ZM167 141V142H166ZM178 141V140H176ZM175 141V142H176ZM208 141V140H207ZM214 141V140H212ZM211 141V142H212ZM225 141V140H223ZM238 141V140H236ZM257 141V139H256ZM83 142V141H82ZM87 142V141H86ZM85 142V143H86ZM179 142V141H178ZM184 142V141H183ZM196 142V141H194ZM218 142V141H217ZM227 142V141H226ZM225 142V143H226ZM261 142V141H260ZM259 142V143H260ZM84 143V144H85ZM180 143V142H179ZM189 143V141H188ZM197 143V142H196ZM200 143V142H199ZM220 143V142H219ZM184 143H182L183 145ZM191 144V143H190ZM193 144V143H192ZM208 144V142H207ZM223 144V143H222ZM230 144V143H229ZM244 144V143H243ZM173 145V144H172ZM202 145V144H201ZM209 145V144H208ZM255 145V144H254ZM259 145V144H258ZM14 146V147H13ZM63 146V148H62ZM81 146V145H80ZM91 146V145H88ZM95 145H93L94 147ZM167 146V145H166ZM177 146V145H176ZM181 146V145H180ZM179 146V149H180ZM210 146V145H209ZM219 146V145H218ZM11 147L15 148L16 153H12L11 152ZM79 147V146H78ZM178 147V146H177ZM189 147V146H188ZM187 147V148H188ZM203 147V146H202ZM206 147V146H205ZM213 147V146H212ZM211 147V148H212ZM216 147V146H215ZM245 147V146H244ZM252 147V146H250ZM249 147V148H250ZM92 148V147H91ZM167 148V147H166ZM172 149L171 146H169V149ZM186 148V147H185ZM197 148V146H196ZM209 148V147H208ZM222 148V147H221ZM233 148V147H232ZM254 148V147H253ZM257 148V147H256ZM259 148V147H258ZM80 149V148H79ZM84 149V148H83ZM174 149V147H173ZM178 149V150H179ZM182 149V148H181ZM224 149V148H223ZM230 149V148H229ZM92 150V149H91ZM194 151V148L192 149ZM221 150V149H220ZM81 151V150H80ZM169 152L171 150H168ZM183 151V150H182ZM208 151V150H207ZM247 151V150H246ZM259 151V150H258ZM74 152V153H75ZM214 152V151H213ZM221 152V151H219ZM249 152V151H248ZM251 152V151H250ZM49 153V154H48ZM79 153V152H76ZM179 153V152H178ZM188 153V152H187ZM200 153V150H199ZM231 153V152H230ZM58 155V161L54 164H52V162L46 157V155ZM85 154V153H84ZM182 154V153H181ZM180 154V155H181ZM206 154V153H205ZM208 154V153H207ZM251 154V153H250ZM74 155V154H73ZM79 155V154H78ZM77 155V158H78ZM185 154H183L184 156ZM244 155V154H243ZM262 155V154H261ZM76 156V155H75ZM157 156V157H156ZM166 156V155H165ZM182 156V155H181ZM187 156V155H186ZM230 156V155H229ZM235 156V155H234ZM247 156V155H245ZM251 156V155H250ZM258 156V154H257ZM195 157V156H194ZM199 157V156H198ZM218 157V156H217ZM236 157V156H235ZM234 157V158H235ZM256 157V156H255ZM260 157V155H259ZM74 158V156H73ZM81 158V157H80ZM90 158V157H89ZM159 158V157H158ZM161 158V157H160ZM169 157H167L168 159ZM188 158V157H187ZM205 158V157H204ZM216 158V157H215ZM233 158V159H234ZM243 158V157H242ZM250 158V157H249ZM56 158H54L55 160ZM82 159V158H81ZM85 159V158H84ZM162 159V158H161ZM163 159L165 160L164 156ZM177 159V156H176ZM192 159V158H191ZM209 158H206V160ZM218 159V158H217ZM258 159V158H257ZM263 159V158H262ZM261 159V160H262ZM76 160V159H75ZM163 160V161H164ZM175 160V159H174ZM180 160V159H178ZM183 160V159H182ZM228 160V159H227ZM242 160V159H241ZM251 160V159H250ZM83 161V160H81ZM87 161V160H86ZM201 161V160H200ZM205 161V159H204ZM203 161V162H204ZM236 161V160H235ZM243 161V160H242ZM248 161V160H247ZM22 162V161H21ZM85 162V161H84ZM159 162V161H158ZM157 162V163H158ZM178 162V161H177ZM176 162V163H177ZM194 162V161H193ZM216 162V161H215ZM223 162V161H222ZM82 163V162H80ZM164 163V162H163ZM162 163V165H163ZM185 163V162H184ZM188 163V162H187ZM199 163V162H198ZM87 164V163H86ZM191 164V163H190ZM204 164V163H203ZM209 164V163H208ZM226 164V163H225ZM253 164V161H252ZM166 165V163H165ZM168 165V163H167ZM182 165V164H181ZM199 166V164H197ZM215 165V164H214ZM213 165V166H214ZM242 165V164H241ZM25 166V165H23ZM22 166V168H23ZM29 166V165H27ZM31 166V165H30ZM33 166V165H32ZM158 166V164L156 165ZM194 166V165H193ZM192 166V167H193ZM212 166V167H213ZM220 166V165H219ZM223 166V165H222ZM249 166V165H248ZM258 166V165H256ZM86 167V166H85ZM161 167V165H160ZM170 167V166H169ZM175 167V166H174ZM177 167V166H176ZM180 167V166H179ZM189 167V166H187ZM190 166V168H192ZM200 167V166H199ZM211 167V169H213ZM242 167V166H241ZM254 167V166H253ZM252 167V168H253ZM260 167V166H259ZM264 167V166H263ZM27 168V167H26ZM35 168V166H34ZM168 168V167H167ZM198 168V167H197ZM216 168V166H215ZM237 168V167H236ZM246 168V167H245ZM20 169V168H19ZM32 169V168H31ZM63 169V168H62ZM92 169V168H91ZM151 169V168H150ZM166 169V168H165ZM170 169V168H169ZM173 169V168H172ZM187 169V168H186ZM185 169V170H186ZM193 169V168H192ZM227 169V168H226ZM29 170V169H28ZM33 170V171H34ZM58 170V169H57ZM85 170V169H84ZM161 170V169H160ZM159 170V171H160ZM175 170V169H174ZM188 170V169H187ZM206 170V169H205ZM219 170V169H218ZM61 171V170H60ZM150 171V170H149ZM148 171V172H149ZM157 171V169L155 170ZM193 171V170H192ZM191 171V172H192ZM231 171V170H230ZM236 171V170H235ZM12 172V173H13ZM19 172V171H18ZM24 172V171H23ZM30 172V171H29ZM56 172V171H55ZM151 172V171H150ZM165 172V170H164ZM174 172V171H172ZM176 172V171H175ZM181 172V171H179ZM190 172V171H189ZM243 172V171H242ZM26 173V172H25ZM36 173V172H35ZM62 173V171H61ZM142 173V174H141ZM145 173V174H146ZM155 172H153L154 174ZM157 173V172H156ZM198 173V172H197ZM200 173V172H199ZM203 173V171H202ZM211 173V172H210ZM214 173V172H213ZM220 173V172H219ZM234 173V172H233ZM231 173V174H233ZM247 173V172H246ZM29 174V173H28ZM27 174V175H28ZM148 174V173H147ZM150 174V173H149ZM162 174V173H161ZM167 174V173H166ZM188 174V173H186ZM191 174V173H190ZM193 174V173H192ZM191 174V175H192ZM215 174V173H214ZM213 174V175H214ZM230 174V172H229ZM249 174V173H248ZM256 173H254L255 175ZM17 175V174H16ZM21 175V174H20ZM59 175V174H58ZM57 175V176H58ZM139 175H142V179L141 177H139ZM172 175V174H170ZM184 175V174H183ZM196 175V174H195ZM201 175V174H200ZM199 175V176H200ZM219 175V174H218ZM14 176V175H13ZM22 176L26 177V174H23ZM30 176V175H29ZM148 176V175H147ZM146 176V177H147ZM152 176V175H151ZM151 176L147 177V178H152ZM160 176V175H158ZM164 176V175H163ZM205 176V174H204ZM251 176V175H250ZM8 177V176H7ZM6 177V178H7ZM10 177V176H9ZM17 177V176H16ZM20 177V176H19ZM23 177V178H24ZM56 177V176H55ZM157 177V176H156ZM175 177V176H174ZM202 177V176H201ZM236 177V176H234ZM254 177V176H253ZM92 178V177H91ZM95 178V177H93ZM133 178V179H132ZM169 178V177H168ZM182 178V177H181ZM200 178V177H199ZM198 178V179H199ZM221 178V177H220ZM219 178V179H220ZM230 178V177H229ZM12 179V178H11ZM16 179V178H15ZM20 179V178H18ZM38 179V178H37ZM54 179V178H52ZM51 179V180H52ZM148 179V181H149ZM161 179V178H160ZM163 179V178H162ZM176 179V178H175ZM183 179V178H182ZM186 179V178H185ZM194 179H196L194 177ZM206 179V178H205ZM218 179V180H219ZM223 179V178H222ZM250 179V178H249ZM263 179V178H262ZM10 180V179H9ZM13 180V179H12ZM24 180V179H23ZM56 180V179H55ZM145 180V178H144ZM156 180V179H155ZM165 180V178H164ZM169 180V179H168ZM177 180V179H176ZM216 180V179H215ZM234 180V179H233ZM245 180V179H244ZM255 180V179H254ZM14 181V180H13ZM25 181V180H24ZM59 181V180H58ZM147 181V180H146ZM147 181V182H148ZM173 181V180H171ZM208 181V180H207ZM229 181V179H228ZM242 181V180H241ZM17 182V181H16ZM20 182V181H19ZM33 182V181H32ZM37 182V181H36ZM41 182V181H39ZM110 182V181H109ZM132 182V181H131ZM151 182V181H150ZM158 182V181H157ZM212 182V180H211ZM220 182V181H219ZM222 182V181H221ZM232 182V181H231ZM257 182V181H256ZM23 183V182H22ZM29 183V182H28ZM49 183V182H48ZM143 183V182H142ZM146 183V182H145ZM144 183V185H145ZM176 183V182H175ZM188 183V182H187ZM215 183V182H214ZM236 183V182H235ZM248 183V180H247ZM126 184V183H125ZM134 184V183H132ZM137 184V183H136ZM151 184V183H150ZM155 183H153L154 185ZM209 184V183H208ZM212 184V183H211ZM216 184V183H215ZM229 184V183H227ZM263 184V183H262ZM152 185V184H151ZM152 185V186H153ZM157 185V184H156ZM162 185V183H161ZM163 185H165L163 183ZM197 185V183H196ZM200 185V184H199ZM233 185V184H232ZM237 185V184H236ZM10 188H9V187ZM38 186V185H36ZM52 186V185H51ZM57 186V185H55ZM131 186V185H130ZM147 186V185H145ZM151 186V187H152ZM169 186V185H168ZM198 186V185H197ZM219 186V185H218ZM228 186V185H227ZM239 186V185H238ZM244 186V184L242 185ZM23 187V186H22ZM125 187V186H124ZM143 187V186H141ZM155 187V185H154ZM159 187V186H157ZM172 187V185H171ZM190 187V186H189ZM205 187V186H204ZM226 187V186H225ZM224 187V189H225ZM235 187V186H234ZM233 187V189H234ZM240 187V186H239ZM33 188H37V187H33ZM32 188V190H34ZM50 188V187H49ZM54 188V187H53ZM123 188V187H122ZM136 188V187H134ZM148 188V187H146ZM150 188V187H149ZM177 188V187H176ZM10 189H12L10 191ZM40 189V188H38ZM52 189V187H51ZM120 189V190H119ZM152 189V188H151ZM155 189V188H154ZM168 189V188H167ZM184 189V188H183ZM191 189V188H190ZM262 189V188H261ZM46 190V189H45ZM113 190V191H114ZM119 190V191H118ZM127 190V189H126ZM143 190V189H142ZM150 190V189H149ZM158 190V189H157ZM175 190V189H174ZM196 190V189H194ZM199 190V189H198ZM208 190V189H206ZM251 190V188H250ZM41 191V189H40ZM39 191V192H40ZM129 192L131 190H128ZM139 191V190H138ZM144 191V190H143ZM141 191L139 193L140 199L145 197L144 194H148V192H143ZM161 191V190H160ZM205 191V190H204ZM216 191V190H214ZM228 192V189L226 190ZM234 191V190H232ZM241 191V190H240ZM33 192V191H32ZM45 192V191H44ZM57 192V191H56ZM59 192V191H58ZM152 192L154 193V191L152 190ZM158 192V191H157ZM163 192V190H162ZM224 192V191H223ZM262 192V191H261ZM43 193V192H42ZM124 193V192H123ZM135 193V192H134ZM150 193V192H149ZM183 193V191H182ZM225 193V192H224ZM233 193V192H232ZM238 193V192H237ZM243 193V192H242ZM32 194V193H31ZM38 194V193H37ZM59 194V193H58ZM77 194V195H78ZM157 194V193H156ZM160 194V193H159ZM174 194V192H173ZM212 194V193H211ZM219 194V193H217ZM247 194V193H245ZM249 194V193H248ZM254 194V193H253ZM264 194V193H263ZM33 195V194H32ZM40 195V194H39ZM73 195V194H72ZM121 195V194H120ZM126 195V192H125ZM123 195V197L125 196ZM133 195V194H132ZM164 195V194H163ZM168 195V194H167ZM202 195V194H201ZM214 195V194H213ZM234 195V194H233ZM242 195V194H241ZM35 196V195H34ZM33 196V197H34ZM54 196V195H53ZM74 196V195H73ZM71 196L70 194L64 198L66 200V203H68L69 207L68 208H74V206L76 205V199ZM112 196V194L110 195ZM117 196V194H116ZM170 196V194H169ZM210 196V195H209ZM219 196V195H218ZM236 196V195H235ZM239 196V195H238ZM257 196V195H256ZM40 197V196H39ZM113 197V201L115 196ZM118 197V196H117ZM120 197V196H119ZM133 197V196H132ZM136 197V196H135ZM154 197V196H151ZM157 197V196H156ZM159 197V195H158ZM183 197V196H182ZM217 197V195H216ZM223 197V196H222ZM233 197V196H232ZM258 197V196H257ZM52 198V197H51ZM138 198V197H137ZM136 198V201H137ZM160 198V197H159ZM158 198V199H159ZM167 198V197H166ZM177 198V197H176ZM195 198V197H194ZM221 198V197H220ZM229 198V197H228ZM252 198V197H251ZM259 198V197H258ZM264 198V197H263ZM46 199V198H45ZM124 199L125 202H123V208L124 207H129L131 206L129 203V200L125 199V198H121V200ZM148 199V198H147ZM155 199V198H154ZM164 199V198H163ZM196 199V198H195ZM209 199V198H208ZM247 199V198H246ZM249 199V198H248ZM2 200V199H1ZM4 200V199H3ZM7 200V199H6ZM36 201V199H34ZM40 201V199H37ZM52 200V199H51ZM119 200V198H118ZM120 200V201H121ZM134 200V198H133ZM144 202V198L142 199ZM146 200V198H145ZM157 200V199H156ZM179 200V199H178ZM226 200V199H225ZM239 200V198H238ZM244 200V199H243ZM263 200V199H262ZM44 201V200H43ZM49 201V198H48ZM112 201V200H110ZM141 201V200H140ZM154 201V200H153ZM158 201V200H157ZM171 201V200H170ZM193 201V199H192ZM206 201V200H205ZM213 201V200H212ZM233 201V200H232ZM235 201V200H234ZM247 201V200H246ZM256 201V200H255ZM259 201V200H258ZM58 202V201H57ZM56 202V203H57ZM86 202V201H85ZM133 202V201H132ZM150 202V201H149ZM152 202V201H151ZM159 202V201H158ZM167 202V201H166ZM169 202V201H168ZM173 202V201H172ZM183 202V201H182ZM204 202V201H203ZM221 202V201H220ZM230 202V201H229ZM244 202V201H243ZM264 202V201H263ZM5 203V202H4ZM12 203V202H11ZM17 203V204H18ZM61 203V202H60ZM81 203V202H80ZM110 203V202H109ZM116 203V202H115ZM160 203V202H159ZM191 203V202H190ZM216 203V202H215ZM226 203V202H225ZM242 203V202H241ZM251 204H253L252 202H250ZM262 203V202H261ZM6 204V203H5ZM18 204V205H19ZM35 204V203H34ZM37 204V203H36ZM42 204V203H41ZM49 204V203H48ZM55 204V203H54ZM113 204V202H112ZM110 204V205H112ZM136 204V203H134ZM150 204V203H149ZM148 206H151L149 205ZM180 204V203H179ZM211 204V203H210ZM222 204H224L222 202ZM237 204V203H236ZM235 204V205H236ZM249 204V203H248ZM14 205V204H13ZM33 204H30V206ZM38 205V204H37ZM58 205V204H57ZM56 205V206H57ZM67 205V204H66ZM82 205V203H81ZM84 205V204H83ZM87 205V204H86ZM92 205L88 203V206ZM109 205V204H108ZM119 205V204H118ZM138 205V204H137ZM140 205V204H139ZM142 205V204H141ZM153 205V204H152ZM157 205V204H156ZM168 205V204H167ZM233 205V204H231ZM258 205V204H257ZM262 205V204H261ZM260 205V206H261ZM3 203L2 201H0V208H3ZM7 206V205H6ZM11 206V205H10ZM19 206V207H20ZM49 206H51L49 204ZM85 206V205H84ZM114 206V205H112ZM158 206V205H157ZM172 206V205H171ZM179 206V205H178ZM220 206V205H219ZM229 206V205H228ZM238 206V205H237ZM242 206V205H241ZM245 206V205H244ZM250 206V205H249ZM256 206V204H255ZM25 207V206H24ZM53 207V206H52ZM66 207V206H64ZM80 207V206H79ZM95 207V206H94ZM110 207V206H109ZM117 207V206H116ZM119 207V206H118ZM142 207V206H141ZM140 207V208H141ZM145 207V206H144ZM152 207V206H151ZM159 207V206H158ZM163 207V205H162ZM161 207V208H162ZM194 207V206H193ZM226 207V206H225ZM5 208V207H4ZM17 208V207H16ZM29 208V207H28ZM32 208V207H31ZM42 208V207H41ZM62 208V207H61ZM76 208V207H75ZM87 208V207H86ZM97 208V207H96ZM100 208V207H99ZM122 208V207H121ZM120 208V209H121ZM143 208V207H142ZM149 208V207H148ZM160 208V209H161ZM166 208V206H165ZM190 208V207H189ZM240 208V207H239ZM245 208V207H244ZM255 208V207H254ZM22 209V208H20ZM39 209V208H38ZM55 209V208H54ZM118 209V208H117ZM130 209V208H129ZM146 209V208H145ZM159 209V210H160ZM170 209V208H169ZM166 209V210H169ZM201 209V208H200ZM206 209V208H205ZM223 209V208H222ZM237 209V208H236ZM251 209V207H250ZM249 209V210H250ZM25 210V209H24ZM23 210V211H24ZM29 210V209H28ZM49 210V208H48ZM52 210V209H51ZM76 210V209H75ZM152 210V209H151ZM150 210V211H151ZM156 210V209H155ZM173 210V208H172ZM175 210V209H174ZM173 210V211H174ZM240 210V209H239ZM247 210V208H246ZM255 210V209H254ZM253 210V211H254ZM14 211V210H13ZM12 211V212H13ZM34 211V209H33ZM42 211V210H41ZM89 211V210H88ZM96 211V210H94ZM101 211V212H102ZM117 211V210H116ZM124 211V210H123ZM122 211V212H123ZM145 211V210H144ZM148 211V210H147ZM176 211V210H175ZM200 211V210H199ZM218 211V209H217ZM221 211V210H220ZM229 211V210H228ZM232 211V210H231ZM237 211V210H236ZM244 211V210H243ZM263 211V210H262ZM1 212V211H0ZM4 212V211H3ZM17 212V211H16ZM29 212V211H28ZM32 212V211H31ZM38 212V211H37ZM54 212V211H53ZM63 212V211H62ZM66 212V211H65ZM113 212V211H112ZM121 212V213H122ZM131 212V211H130ZM165 212V211H164ZM162 212V214L164 213ZM187 212V211H186ZM198 212V211H197ZM223 212V211H222ZM221 212V215H222ZM241 212V211H240ZM260 212V211H259ZM6 213V212H5ZM15 213V212H14ZM27 213V212H26ZM30 213V212H29ZM44 213V212H43ZM46 213V212H45ZM57 213V211L55 210V214ZM82 213V212H81ZM110 213V212H109ZM116 213V212H115ZM114 213V214H115ZM118 213V212H117ZM125 213V211H124ZM127 213V212H126ZM134 213V212H133ZM140 213V212H139ZM168 213V212H167ZM172 213V212H171ZM174 213V212H173ZM178 214L180 212H177ZM202 213V212H201ZM236 213V212H235ZM243 213V212H242ZM248 213V212H246ZM8 214V213H7ZM7 214H1L0 215V225L1 223L7 225V227L9 226L10 228L8 229H12L14 227L15 220L11 219L9 215ZM10 214V213H9ZM19 214V213H18ZM17 214V215H18ZM48 214V213H47ZM76 214V213H74ZM84 214V213H83ZM86 214V213H85ZM145 214V213H144ZM149 214V213H148ZM152 214V213H151ZM161 214V215H162ZM181 214V213H180ZM264 214V213H263ZM13 215V214H12ZM43 215V214H42ZM52 215V213H51ZM61 215V214H60ZM59 215V217H60ZM103 215V214H102ZM113 215V214H112ZM109 215V216H112ZM117 215V214H116ZM115 215V216H116ZM135 215V214H134ZM172 215V214H171ZM202 215V214H201ZM225 215V214H224ZM247 215V214H246ZM251 215H253L251 213ZM257 215V214H256ZM256 215H254L253 217H255ZM16 216V215H15ZM19 216V215H18ZM24 216V215H23ZM36 216V214H35ZM41 216V215H40ZM56 216V215H55ZM108 216V215H107ZM106 216V217H107ZM114 216V217H115ZM122 216V214H121ZM146 216V215H145ZM149 216V215H148ZM159 216V215H158ZM215 216V214H214ZM241 216V215H239ZM245 216V215H244ZM259 216V215H258ZM264 216V215H263ZM20 217V216H19ZM29 217V216H27ZM32 217V216H31ZM38 217V216H37ZM42 217V216H41ZM65 217V216H64ZM81 217V216H80ZM83 217V216H82ZM129 217V216H128ZM147 217V216H146ZM156 217V216H155ZM161 217V216H160ZM164 218V216H162ZM174 217V216H173ZM177 217V216H176ZM183 217V216H182ZM186 217V216H185ZM198 217V216H196ZM213 217V216H212ZM219 217V216H218ZM225 217V216H224ZM233 217V216H232ZM235 217V216H234ZM250 217V216H249ZM22 218V217H21ZM24 218V217H23ZM36 218V217H35ZM53 218V217H52ZM63 218V217H62ZM71 218V217H70ZM84 218V217H83ZM98 219L99 215H93V216H89L90 222H92V219ZM109 218V217H108ZM111 218V217H110ZM109 218V219H110ZM113 218V217H112ZM123 218V217H121ZM120 217L118 219H121ZM138 218V217H137ZM159 218V217H157ZM156 218V219H157ZM162 218V219H163ZM180 218V217H179ZM195 218V217H194ZM237 218V217H235ZM234 218V219H235ZM251 218V217H250ZM264 218V217H263ZM28 219V218H27ZM34 219V218H33ZM40 219V218H39ZM38 219V220H39ZM45 219V218H44ZM115 219V218H114ZM124 219V218H123ZM139 219V218H138ZM155 219V218H154ZM153 219V220H154ZM161 219V218H160ZM161 219V220H162ZM170 219V218H167ZM173 219V218H172ZM183 219V218H182ZM245 219V218H244ZM261 219V218H260ZM18 220V219H17ZM20 220V219H19ZM25 220V219H24ZM80 220V219H79ZM117 220V219H116ZM116 220L114 222H116ZM142 220V219H141ZM149 220V219H148ZM152 220V222H153ZM164 220V219H163ZM175 220V219H174ZM173 220V221H174ZM177 220V219H176ZM184 220V219H183ZM193 220V219H192ZM200 220V219H199ZM203 220V219H202ZM227 220V219H226ZM243 220V219H242ZM44 221V220H43ZM48 221V220H47ZM108 221V220H107ZM118 221V220H117ZM138 221V220H137ZM170 221V220H169ZM229 221V220H228ZM232 221V219H231ZM237 221V220H236ZM255 221V219H254ZM257 221V220H256ZM260 221V220H259ZM19 222V221H18ZM28 222V221H27ZM68 222V221H67ZM89 222V223H90ZM97 222V221H96ZM103 224H97L96 227H94V229L97 230L98 233L101 232V234L104 236V238H95L94 242H97V246L101 247L102 249L105 250V248L109 247V255H108V259L109 260H116L115 262L119 261L121 264H139L141 257H139V253H137L138 251L136 250L135 247H131V245H133V242L135 239L130 238L128 236V232L125 229L124 226L117 225L115 224L117 227H115V235L118 237L116 238L115 235H112L110 233H106L107 231H112L113 226L110 227L108 226L109 224H106L108 222L104 223V220L102 221ZM132 222V221H131ZM139 222V221H138ZM142 222V221H141ZM150 222V221H149ZM148 222V224H149ZM157 222V221H156ZM166 222V221H165ZM183 222V221H182ZM190 222V221H189ZM193 222V221H192ZM217 222V221H216ZM219 222V221H218ZM26 223V222H25ZM24 223V224H25ZM60 223V222H59ZM58 223V224H59ZM62 223V222H61ZM64 223V222H63ZM72 223V222H71ZM74 223V222H73ZM117 223V222H116ZM124 223V222H123ZM169 223V222H168ZM167 223V224H168ZM203 223V222H202ZM205 223V222H204ZM214 223V222H213ZM238 223V222H237ZM259 223V222H258ZM257 223V224H258ZM17 224V223H16ZM15 224V226H16ZM35 224V223H34ZM38 224V223H37ZM41 224V223H40ZM47 224V223H46ZM57 224V223H56ZM122 224V223H121ZM141 224V223H140ZM144 224V223H143ZM159 224V223H158ZM157 224V225H158ZM161 224V223H160ZM207 224V223H206ZM228 224V223H227ZM54 225V224H53ZM63 225V224H62ZM94 225V223H93ZM130 225V224H129ZM146 225V224H145ZM144 225V226H145ZM154 225V224H152ZM156 225V226H157ZM170 225V224H169ZM172 225V224H171ZM180 225V224H178ZM189 225V224H188ZM191 225V224H190ZM230 225V224H229ZM259 225V224H258ZM18 226V225H17ZM22 226V225H21ZM67 226V225H66ZM135 226V225H134ZM147 226V225H146ZM167 226V225H166ZM192 226V225H191ZM204 226V225H203ZM202 226V227H203ZM226 226V225H225ZM241 226V225H240ZM244 226V225H243ZM246 226V225H245ZM62 227V226H61ZM76 227V226H75ZM82 227V226H81ZM86 227V226H85ZM132 227V226H130ZM143 227V226H142ZM152 227V226H151ZM163 227V226H162ZM207 227V226H206ZM223 226H221L222 228ZM251 227V226H250ZM249 227V228H250ZM253 227V226H252ZM258 227V226H257ZM262 227V226H261ZM264 227V226H263ZM29 228V227H28ZM34 228V226H33ZM37 228V227H36ZM42 228V227H41ZM44 228V227H43ZM48 228V227H47ZM89 229H87L88 232H92L93 228L92 227H88ZM165 228V227H163ZM170 228V227H169ZM174 228V227H173ZM179 228V227H178ZM177 228V229H178ZM188 228V227H187ZM224 228V227H223ZM240 228V227H239ZM238 228V230H239ZM2 229V227L0 228ZM6 229V228H5ZM15 229V228H14ZM51 229V228H50ZM55 229V228H54ZM69 229V228H68ZM85 229V228H84ZM159 229V228H158ZM161 229V227H160ZM181 229V228H179ZM192 229V228H191ZM213 229V227H212ZM257 229V228H256ZM259 229V228H258ZM4 230V229H3ZM0 230V260L3 261L5 264H27V262H24L25 259L22 261L19 257L23 256L20 255L18 253H15V249L11 250L9 249V251L6 250V247L8 249V244H6L7 242H5L6 240V235L4 234V231ZM25 230V229H24ZM23 230V231H24ZM35 230V229H34ZM58 230V229H56ZM60 230V229H59ZM63 230V228H62ZM142 230V229H141ZM156 230V228H155ZM169 230V229H167ZM209 230V229H207ZM227 230V229H226ZM230 230V229H229ZM237 230V231H238ZM262 230V229H261ZM19 231V230H18ZM17 231V232H18ZM84 231V230H83ZM140 231V230H139ZM145 231V229H144ZM152 231V230H151ZM165 231V230H164ZM190 231V229H189ZM233 231V230H232ZM11 232V231H9ZM50 232V230H49ZM48 232V233H49ZM62 232V231H61ZM69 232V231H68ZM76 232V230L74 231ZM80 232V231H79ZM150 232V231H149ZM179 232V231H178ZM183 232V231H182ZM185 232V231H184ZM193 232V231H192ZM197 232V231H196ZM205 232V231H202ZM240 232V231H239ZM252 232V231H251ZM6 233V232H5ZM143 233V232H142ZM159 233V232H158ZM168 233V232H167ZM170 233V232H169ZM174 233V231H173ZM189 233V232H188ZM224 233V232H223ZM243 233V232H241ZM263 233V232H262ZM7 234V233H6ZM13 234V233H12ZM16 234V233H15ZM18 234V233H17ZM22 234V232H21ZM46 234V233H45ZM51 234V233H50ZM54 234V233H53ZM68 234V233H67ZM71 234V233H69ZM81 234V233H80ZM87 234V233H85ZM90 234V233H89ZM132 234V233H131ZM177 234V233H175ZM187 234V233H186ZM203 234V233H202ZM205 234V233H204ZM240 234V233H239ZM249 234V232H248ZM253 234V233H252ZM259 234V233H257ZM261 234V233H260ZM9 235V234H8ZM7 235V236H8ZM29 235V234H28ZM39 235V234H38ZM74 235V234H73ZM99 235V234H98ZM134 235V234H133ZM137 235V233H136ZM153 235V234H151ZM150 235V236H151ZM169 235V234H168ZM190 235V234H189ZM218 235V234H217ZM221 235V234H220ZM233 235V234H232ZM247 235V234H246ZM251 235V234H250ZM256 235V234H255ZM10 236V235H9ZM32 236V235H31ZM64 236V235H63ZM83 236V235H81ZM93 236V235H92ZM139 236V234H138ZM170 236V235H169ZM178 237V235H176ZM191 236V235H190ZM210 236V235H209ZM231 236V235H230ZM14 237V236H13ZM44 237V236H43ZM49 237V236H48ZM85 237V236H83ZM132 237V236H131ZM144 237V236H143ZM157 237V236H156ZM165 237V236H164ZM250 237V236H249ZM257 237V236H256ZM9 238V237H8ZM11 238V237H10ZM15 238V237H14ZM25 238V237H23ZM69 238V237H68ZM67 238V239H68ZM77 238V237H75ZM90 238V236L88 237ZM86 238V239H88ZM93 238V237H92ZM147 238V237H146ZM179 238V237H178ZM187 238V237H186ZM191 238V237H190ZM200 238V236H199ZM213 238V237H212ZM222 238V237H221ZM228 238V237H227ZM239 238V237H238ZM241 238V237H240ZM239 238V239H240ZM28 239V238H27ZM52 239V238H51ZM58 239V238H57ZM63 239V238H62ZM66 239V238H65ZM80 239V237H79ZM185 239V238H184ZM188 239V238H187ZM194 239V238H193ZM203 239V238H202ZM53 240V239H52ZM64 240V239H63ZM72 240V239H71ZM92 240V239H91ZM140 240V239H139ZM153 240V238H152ZM170 240V238H169ZM178 240V239H177ZM197 240V239H196ZM259 240V239H258ZM261 240V239H260ZM24 241V240H23ZM44 241V239H43ZM66 241V240H65ZM64 241V242H65ZM78 241V240H77ZM82 241V240H81ZM79 240V242H81ZM84 241V240H83ZM87 241V240H86ZM138 241V240H137ZM172 241V240H170ZM180 241V240H179ZM184 241V240H183ZM233 241V240H232ZM231 241V242H232ZM243 241V240H242ZM245 241V240H244ZM253 241V240H251ZM18 242V241H16ZM28 242V241H27ZM47 242V241H46ZM71 242V241H70ZM75 241H73L74 243ZM88 242V241H87ZM99 242V245H98ZM143 242V241H142ZM149 242V241H148ZM155 242V241H152ZM157 242V241H156ZM199 242V241H198ZM225 242V241H224ZM223 242V243H224ZM247 242V241H246ZM11 243V242H10ZM9 243V244H10ZM14 243V242H12ZM11 243V244H12ZM20 243V242H19ZM25 243V242H24ZM23 243V244H24ZM62 243V242H61ZM60 243V244H61ZM66 243V242H65ZM64 243V244H65ZM72 243V242H71ZM72 243V246H73ZM140 243V242H139ZM164 243V242H162ZM179 243V242H178ZM185 243V242H184ZM183 243V244H184ZM207 243V242H206ZM241 243V242H240ZM29 244V243H28ZM32 244V243H31ZM34 244V243H33ZM38 244V243H37ZM36 244V247H37ZM48 244V242H47ZM54 244V243H53ZM68 244V243H67ZM77 244V243H75ZM74 244V245H75ZM79 244V243H78ZM95 244V243H94ZM137 244V243H136ZM150 244V242H149ZM155 244V243H154ZM191 244V243H190ZM189 244V245H190ZM193 244V243H192ZM196 244V242L194 243ZM220 244V243H219ZM236 244V243H235ZM234 244V245H235ZM254 244V243H253ZM258 244V243H257ZM26 245V244H25ZM50 245V244H49ZM59 245V243H58ZM81 245V244H80ZM244 245V244H243ZM242 245V246H243ZM256 245V244H255ZM261 245V244H260ZM15 245H13L14 247ZM19 246V245H18ZM24 246V245H23ZM64 246V245H63ZM76 247H74L72 249V247H70L72 249V251L70 252V254H68V250L67 248L62 249L61 251L57 249L58 252L56 251H51L52 254H54V258L51 259L52 261H50L51 263H44V264H85V261L81 259L80 257V247H77V245H75ZM87 246V245H86ZM88 246H90V244H88ZM96 246V247H97ZM170 246V244H169ZM173 246V245H172ZM176 246V245H175ZM184 246V245H183ZM195 246V245H194ZM207 246V245H206ZM232 246V245H231ZM238 246V245H237ZM246 246V245H245ZM251 246V245H250ZM32 247V246H30ZM59 247V246H58ZM68 247V245H67ZM91 247V246H90ZM148 247V246H147ZM177 247V246H176ZM180 247V246H179ZM186 247V246H185ZM188 247V246H187ZM191 247V246H190ZM188 247V248H190ZM216 247V246H215ZM228 247V246H227ZM236 247V245H235ZM248 247V246H246ZM262 247V246H261ZM41 248V247H40ZM57 248V247H56ZM85 248V247H84ZM88 248V247H87ZM131 248V250H130ZM140 248V246H139ZM145 248V247H144ZM192 248V247H191ZM214 248V247H213ZM232 248V247H231ZM13 249V248H12ZM28 249V248H27ZM51 249V247L49 248ZM48 249V250H49ZM100 249V248H99ZM136 250L133 252V250ZM146 249V248H145ZM150 249V248H149ZM171 249V247H170ZM180 249V248H179ZM187 249V248H186ZM197 249V248H196ZM195 249V250H196ZM226 249V247H225ZM244 249V248H243ZM255 249V248H254ZM20 250V249H19ZM18 250V251H19ZM23 250V249H22ZM84 250V249H83ZM86 250V249H85ZM92 250V249H91ZM140 250V249H139ZM158 250V249H157ZM178 250V249H177ZM214 250V249H213ZM256 250V249H255ZM260 250V249H259ZM27 251V250H26ZM94 251V250H93ZM114 251L116 252L114 254ZM142 251V250H141ZM144 251V250H143ZM171 251V250H170ZM189 251V250H188ZM187 251V252H188ZM198 251V250H196ZM195 251V252H196ZM233 251V250H232ZM251 251V250H250ZM32 252V251H30ZM38 252V251H37ZM85 252V251H84ZM107 252V251H106ZM146 252V251H145ZM154 252V251H153ZM237 252V251H236ZM241 252V251H240ZM245 252V251H244ZM262 252V251H261ZM23 253V252H22ZM33 256L31 257H35L36 256V252H32ZM44 253V252H43ZM87 253V252H86ZM85 253V255H87ZM194 253V252H193ZM192 253V254H193ZM198 253V252H197ZM196 253V254H197ZM242 253V252H241ZM29 254V253H27ZM84 254V253H83ZM90 254V252L88 253ZM105 254V253H103ZM117 254V255H116ZM142 254V253H141ZM145 254V253H144ZM143 254V255H144ZM149 254V253H148ZM167 254V253H166ZM165 254V255H166ZM182 254V253H181ZM187 254V253H186ZM246 254V253H245ZM262 256V253H260ZM95 255V254H94ZM115 257H114V256ZM155 255V254H153ZM175 255V254H174ZM238 255V254H237ZM254 255V254H253ZM258 255V254H257ZM29 256V255H28ZM83 256V255H82ZM91 256V255H90ZM98 256H102V255H98ZM107 256V255H106ZM186 256V255H185ZM194 256V255H193ZM193 256H189L190 258ZM222 256V255H221ZM233 256V255H232ZM248 256V254H247ZM255 256V255H254ZM25 257V255H24ZM30 257V258H31ZM50 257V256H47ZM51 257H53L51 255ZM89 257V255H88ZM95 257V256H94ZM97 257V256H96ZM168 257V256H167ZM195 257V256H194ZM214 257V256H213ZM217 257V256H216ZM251 257V255H250ZM39 258V256H38ZM143 258V257H142ZM165 258V257H164ZM182 258V256H181ZM196 258V257H195ZM242 258V257H241ZM259 258V256H258ZM27 259V258H26ZM85 259V258H84ZM87 259V258H86ZM98 259V258H97ZM100 259V258H99ZM98 259V263L100 262V260ZM107 259V258H106ZM145 259V258H144ZM143 259V260H144ZM184 259V258H182ZM231 259V257H230ZM28 260V259H27ZM43 260V259H42ZM47 260V259H46ZM88 260H91L88 258ZM142 260V261H143ZM152 260V258L150 259ZM154 260V259H153ZM206 260V259H205ZM233 260V259H231ZM264 260V259H263ZM29 261V260H28ZM37 261V260H36ZM45 261V260H44ZM93 261V258H92ZM97 261V260H96ZM102 261V260H101ZM106 261V260H105ZM111 263H114V262ZM148 261V260H147ZM161 261V260H160ZM179 261V260H178ZM189 261V260H188ZM192 261V260H191ZM201 260H199L200 262ZM242 261V260H241ZM250 261V260H249ZM255 261V260H254ZM257 261V260H256ZM259 261V260H258ZM32 262V261H31ZM158 262V261H157ZM198 262V261H197ZM232 262V261H231ZM239 262V261H238ZM244 262V261H243ZM242 262V263H243ZM248 262V261H247ZM29 263V262H28ZM34 264V260L32 262ZM43 263V261H42ZM92 263V262H91ZM101 263V262H100ZM103 263V262H102ZM119 263V264H120ZM145 263V262H144ZM186 263V262H185ZM229 263V262H228ZM227 263V264H228ZM30 264V263H29ZM178 264V263H177ZM188 264V263H187ZM190 264V263H189ZM196 264V263H195ZM224 264V263H223ZM237 264V263H236ZM249 264V263H248Z\"/></svg>",
    "mask_w": 264,
    "mask_h": 264
}]
</instances>
